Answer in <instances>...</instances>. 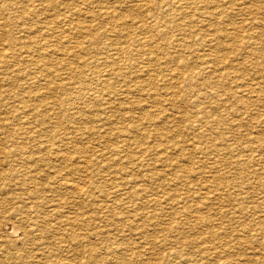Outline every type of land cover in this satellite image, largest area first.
Segmentation results:
<instances>
[{
    "label": "rangeland",
    "instance_id": "obj_1",
    "mask_svg": "<svg viewBox=\"0 0 264 264\" xmlns=\"http://www.w3.org/2000/svg\"><path fill=\"white\" fill-rule=\"evenodd\" d=\"M49 1L51 2L49 3ZM177 1L178 0H135V1L134 0H131V1L130 0H70V1L69 0H64V1L63 0H44V1L43 0H27V1L18 0L17 1L16 0V3H15V0L13 1L12 0H9V1L1 0L0 1L2 3V4L0 3L1 4L0 5V25H1L0 26V46L2 45V47H0V69H1L0 72L2 71L0 74V80H1L0 81V122H1L0 123V139L4 146H8V151H7L8 153L2 152V151L0 152V157L2 160L0 161V173L1 174L3 173V176L8 173L7 176L5 177V180H3L2 183L0 181V188H1L0 189V196H1L0 198V203H1L0 204L1 206L0 207V246L2 242V246H1L2 248L0 247V253L2 252L0 254V256H2L0 257V261H1L0 264H5V263L6 264H135V263L145 264V262L146 264H160V263L162 264H178V263L180 264H184V263L185 264H204V263L221 264V262H223L224 260H225L223 262L224 264L225 263L227 264H249V263L250 264L252 263L253 264H264V252H263L264 251V210H263L264 208V202H263L264 201V185H263L264 183V21H263L264 20V0H179L178 2ZM142 2L144 4H141ZM34 11H35V14H34ZM78 14H79V17H78ZM151 19L158 20L155 24V28H146L144 26V23L148 22ZM72 20L74 22H72ZM71 23H73V25ZM26 37L27 39H24ZM147 37L150 40L147 41L148 39ZM30 39L32 40L33 43L31 42ZM102 40H104L105 43ZM2 43L4 44V46ZM29 43H32V44H29ZM46 45L50 46L48 47L49 50L47 49ZM8 46L12 48L13 50L10 49ZM128 47H129V54H128ZM44 49L46 51H44ZM123 53L126 54V56ZM4 55L7 56L5 57L7 59L4 58ZM9 57L11 58L10 61H9ZM41 57H44V58H41ZM119 60L121 63L119 62ZM11 61H13V63ZM46 61L50 63H47ZM99 62L101 63V66ZM60 64H62L63 66H61ZM64 64L67 66H65ZM20 66H21V69H20ZM115 67H117V70ZM17 68H19L21 72ZM150 76L151 78H149ZM14 78L15 79L17 78V79L15 80ZM152 78L153 80H151ZM31 79L32 81L29 82V80ZM148 81L152 83L150 84ZM28 82L31 84H29ZM146 83H149V84H146ZM107 84H109L110 86H107ZM113 85H115L116 87ZM123 85H124L125 90L123 89ZM95 89H97L96 91L98 94L96 93ZM13 90H16V91H13ZM3 91H5L6 93L9 92L11 94L9 93L5 94ZM94 92L96 94H94ZM118 92L119 94L122 93V96H120ZM224 92L227 94H225ZM41 93L43 96L41 95ZM75 93L77 94V96L79 94L80 97L79 98L76 97ZM86 94H88V96ZM90 94L92 95V97ZM110 95L111 96L113 95L112 96L113 98H111ZM96 96H98V98ZM118 98L120 99L117 100ZM76 99H78L80 102ZM193 99L194 101H192ZM114 100H117V102ZM159 101L162 103H160ZM68 102L70 106L68 105ZM154 102L156 104H154ZM101 103H102V107H100ZM22 104L24 108L22 107ZM146 104H147V107H145ZM112 105L113 107H111ZM108 106H110V109H108L109 108ZM148 106L150 107L148 108ZM28 107H30V110ZM37 108L41 109V110L39 109L40 112H38L39 110ZM105 108L107 109L105 110ZM18 109L20 110V112ZM47 109L49 110V114H47L48 113ZM101 109L105 111L102 112L103 110ZM23 110L25 111V114H22L24 112ZM35 110L40 114H37ZM50 110L52 111L51 113H50ZM63 110H65L66 113ZM191 110L192 111L194 110V113L192 112L193 114L191 113ZM232 110L234 113L232 112ZM70 111H73V113ZM95 111L97 112L95 113ZM145 111L146 113H144ZM88 112L91 114H87ZM19 113L22 114L23 116L19 115ZM69 113H71V115ZM151 115H153V118ZM160 115L162 117H160ZM157 116L160 118H158ZM22 117H23V120L22 119L20 120V118ZM130 117H134V118L130 119ZM144 117L145 118L147 117V118L145 119ZM69 118L70 120H68ZM108 118H110L109 121L106 120ZM17 119L19 120L20 124ZM71 119H73V122ZM103 119H104V122L106 123H103ZM203 120L205 121L203 122ZM210 120L212 122H210ZM232 120L233 122L235 123L238 122V123L235 124L232 122ZM90 121L91 123H89ZM94 121H96L97 123L96 122L94 123ZM132 121H134L135 123L133 124ZM228 121L230 123H228ZM14 122L16 123V125L18 124V127L15 125ZM130 122H132V124ZM152 122H153V125H152ZM199 122H201V124ZM71 124H75V125H71ZM143 124H146V125H143ZM221 125L223 127H221ZM225 125H227L228 127ZM26 126L28 128H26ZM55 126H58V127L54 128ZM160 126L163 127V129ZM12 127H14L15 130L17 128L15 132L17 133L20 132V133L19 134L15 133L14 128ZM127 127L129 130L127 129ZM190 128L192 129V132H194L195 130L197 131L192 133ZM212 128L214 130L211 131ZM216 128L218 130H215ZM223 128L227 129L228 131L224 130ZM138 129L140 130L138 131ZM4 130L8 131V133L5 132ZM26 130H29V131L26 132ZM51 131H53L54 133H52ZM188 131H190V133ZM214 131L216 133H214ZM200 133L203 136L205 135L204 136L205 138L200 136ZM225 133L227 134L228 137L230 136L229 137L230 139L226 136ZM59 134L61 136H59ZM129 134H132V135H129ZM67 135H69L70 137ZM211 135H214V136L211 137ZM99 136H102V137H99ZM94 138L96 139L94 140ZM191 138H193L194 140ZM220 138H222V140ZM243 138L244 140L242 141ZM28 139H30V141ZM151 140H153V142H151ZM217 140H218V143H217ZM249 140L250 141L253 140L254 142L251 141L250 143ZM39 141L40 142L46 141L48 145L38 147L40 143ZM61 141L63 143H60ZM104 141L107 145L103 143ZM145 141L146 143L148 142L150 144L148 143L146 144ZM224 141H227V142H224ZM95 142L96 143L98 142L99 144L97 143L98 144L97 145ZM166 142L167 144H164ZM221 142H224V143L221 144ZM237 142L239 143L237 144ZM178 143L179 144L181 143L180 146ZM226 143L227 144L231 143L232 146L231 144L226 146L227 145ZM15 144L17 145V148L20 147L21 145H22L21 147H25L23 148L27 150V152L25 153L26 154L28 153L27 155H31V157L27 159L26 162H21V164L18 163L16 164L15 167H13L15 164L13 165V163H11L10 160H7L8 157L11 156L10 157L11 159L12 156L13 157L24 156V154L21 155L20 153V155H18L19 153L13 152V151L17 152V148ZM144 144H146L147 146ZM257 144L261 146H258ZM50 145H52V147H50ZM197 145H200L199 149ZM86 146L88 147L90 146L91 148L90 147L85 148ZM193 146H195L196 148ZM189 148L190 150H188ZM203 148L205 150H203ZM247 148L249 149V151L247 150ZM155 149H158V150H155ZM197 149H198V152H197ZM239 149L243 151H240ZM91 150L92 152L93 151L94 152L91 153ZM121 150L123 153L120 152ZM199 150H202V151L200 152ZM46 151L50 152L52 156H50V154H48ZM60 151H63V152H61L60 154ZM204 151H206L207 153L209 151V153L208 154L206 152L204 153ZM210 151L213 153H210ZM55 152H57L58 154H54ZM75 152H78V153L74 154ZM41 153L42 154L44 153V155L42 156ZM79 153H83V154L79 155ZM7 154H9V156L5 158ZM53 154L56 155L55 158H53L54 157ZM206 154L208 156L211 154L209 157L210 160L208 159ZM63 155H70L72 158L70 160L71 162H68V161L66 162L65 160L60 158ZM97 155L100 156L102 161ZM186 155L188 156L186 157ZM255 155L257 157H255ZM120 156H122L121 159H120ZM203 156H204V159H203ZM218 156L220 159L218 158ZM3 157L5 159H3ZM32 157L34 159H31ZM36 157H39V158L36 159ZM75 157L77 158L76 160H75ZM80 157H82L83 159ZM16 158H18L19 161H23L21 160L22 158H19V157H16ZM54 159L57 161V163L56 161H54ZM108 159H111V161ZM112 159L115 161L117 160L119 162H115ZM199 159H200V162H199ZM42 160H44L45 162ZM96 160H100V161H96ZM234 160L236 162H234ZM241 160H244V161H241ZM153 161H156V162H153ZM201 161L203 162L202 164H201ZM239 161H241L242 164L243 163L244 164L242 165ZM30 163H33V165ZM40 163L46 167L42 166ZM48 163H51V164H48ZM82 163L83 165H81ZM115 163L120 164V166L118 164L116 165ZM125 163L126 164L129 163V164L126 165ZM209 163H211V165ZM149 164L156 165L157 168L156 166L152 167L153 165L150 166ZM176 164H178V166ZM22 165L24 166L22 167ZM35 165L36 167H39L40 165L42 167L36 168ZM50 165L52 167H50ZM55 165L59 166L61 171L57 169V166ZM107 165L110 169L107 167ZM145 165H147V167ZM245 165H247L246 166L247 169ZM253 165L254 167L252 168ZM262 165H263V168H261ZM29 166L32 168H30ZM191 166L193 169L191 168ZM187 168H189V170ZM201 168L202 169L206 168V170H202ZM207 168L209 170H207ZM242 168L245 170L243 171ZM259 168H261L260 169L261 171L259 170ZM16 169L18 171L15 172ZM108 170L110 172H108ZM111 170L112 171L114 170V172H112ZM254 170L257 172H254ZM101 171H103V173ZM146 171L147 172L150 171V173H147ZM212 171L213 172L215 171V172L213 173ZM24 172L30 175L28 174L24 175L23 174ZM181 172L183 175L181 174ZM9 173H12L13 175ZM56 173H60L61 175H58V174L56 175ZM110 173L112 174V176ZM205 174H206V177H205ZM31 175H32V178L34 177L33 179L30 177ZM55 175L58 177H56ZM105 175L106 177H104ZM132 175L135 177H133ZM79 176H81V178ZM89 176L91 179V180L89 179L90 181L88 180ZM116 176H118L119 178H116ZM136 176L139 178H137ZM142 176H145V177L142 178ZM155 176L158 177V179ZM170 176L172 177V179L170 178ZM222 176L223 177L226 176L227 178L225 177L223 178ZM246 176L248 179L244 178ZM60 177H65V179L69 181H73V180L77 181L78 179L80 181L81 180L84 181V184H85L84 187L86 188L87 191L85 190V194H83V197L82 195H77L76 193H74L73 190H68L64 186V184L57 182L59 181ZM192 177L194 179H192ZM202 177L204 178V180L207 181V183H203L206 181L201 179ZM159 178L162 179L163 181L160 180ZM237 178H239L240 180ZM1 179L2 178H0V180ZM53 179H56V180L53 181ZM120 179H122L124 183ZM37 181H41V182L37 183ZM146 182H148L147 185H146ZM32 183L33 185H31ZM27 184L28 185L30 184V186L28 187ZM150 184L152 185L150 186ZM154 184L155 186H153ZM132 185L134 187H132ZM137 185H139L138 188H137ZM140 185H142V188ZM33 186L38 188L36 196L34 195V198L29 197L30 199L27 198V200L29 199L28 201L31 202L32 200L36 199V201L38 200L39 202L40 208H39V211L37 212V215H38L37 223L39 225L42 224L44 222L42 216L49 214V217L46 216V218H48L49 219L48 221L54 224V226L51 228H49V226L48 228L47 227H44V229L41 228L42 232L40 233L36 229L38 228V226L35 225L32 228V224H31L32 221H26L25 220L26 218L23 217V215L21 214L22 210L24 209L23 204L27 203L25 199V197L28 196L27 192H29L27 190L29 188L33 189ZM44 186L46 187L44 188ZM108 186H110L111 188ZM16 187H17V190H16ZM180 187H181V190L183 189V192H181ZM2 188L4 190V193H3ZM117 188L119 189V191L117 190L118 192L116 193L111 192ZM224 188L228 190L225 192V190H223ZM230 188L232 190L234 188L235 193ZM240 189H243L242 190L243 192L240 191ZM24 190H25V193H24ZM5 191L7 192V194ZM98 191L100 194H98ZM101 192L106 195L109 194L110 192V194L104 197V195L101 194ZM208 192H211V193L208 194ZM72 193H74L75 195L74 194L72 195ZM180 193H182V195ZM191 193H193L194 195ZM20 194L21 195L23 194V195L20 196ZM29 194L31 195V193ZM151 194L154 195V198L152 197L153 195ZM93 195H94L93 198H95V196L97 195L96 200L92 198ZM163 195H164L163 197L164 199L161 198ZM229 195H231L232 197ZM208 196H209V199H208ZM19 197H21V199L22 198L24 199L21 200L19 199ZM108 197H110V199H113L114 197V199L111 201H107V199H109ZM90 198H92L93 200ZM227 198L230 200H228ZM103 199L106 201H104ZM89 200L91 203L93 202V204L89 203ZM114 200H116L117 202ZM222 200H223V203H222ZM100 201L101 202L103 201L102 205H100L101 204ZM185 201H188V202H185ZM191 201H194V202H191ZM241 202L243 206L240 204ZM177 203L179 204L183 203V204H180L182 205L180 206ZM149 205H150V208L147 207ZM191 205L193 206L191 207ZM91 206H92V209H91ZM98 206L99 207L101 206L102 208H99ZM199 206L201 208H199ZM155 207L157 208L155 209ZM238 207L240 209L242 208L243 210L242 209L240 210ZM124 208H127V209H124ZM50 209L54 210L52 211L53 214H50L49 212ZM79 209H81L82 211ZM89 209H91V211ZM187 209H188V212H187ZM100 210L103 212L101 213ZM131 210L134 213H136L135 216H133L134 213ZM31 211H35V210L31 209ZM79 211H80V214H79ZM179 211L181 213L186 211L187 213L185 212L184 214H181L179 213ZM62 212L64 214H62ZM206 213L208 215H206ZM180 215H182V217H180ZM183 215H185L186 217L190 219L186 218ZM69 216L71 219L68 218ZM19 217H22V218H19ZM139 217H142V218H139ZM150 217H152L151 218L152 220H150ZM66 218L68 219V221L70 220V224H68L66 221H63V223H60V224L57 223L58 220H64ZM155 218H159V219H155ZM20 219H22L23 221H20ZM83 220L86 223H84ZM55 223L57 224L55 225ZM162 223L165 226H162ZM105 225H108V226H105ZM175 225L178 226L179 229H177ZM188 227L189 229H187ZM125 228H130V229H125ZM138 228L140 229V231ZM73 229L75 230L74 232H73ZM53 232H55L58 235H56ZM76 232H77V235H76ZM213 232L215 233V235L216 234L217 235L215 236ZM51 233H53L54 235L52 234L53 235L52 236ZM179 235H183L182 236L183 238L180 237ZM44 236H50V237H48L47 239L46 238L44 239ZM136 236L137 238H135ZM213 237H218V238H215L217 240L213 241L214 239ZM79 238H81L83 242H81L82 240H79ZM210 238L212 240H210ZM35 240H37V242ZM199 240L201 243L199 242ZM175 241H177V243ZM183 241L185 244L183 243ZM209 241L211 244L209 243ZM239 241L241 243H239ZM160 243L161 244L164 243L162 244L163 247L161 246ZM215 244L217 246H215ZM208 245L209 247H211L210 248L211 252L209 250ZM221 245L224 247H222ZM120 246H121V249L119 248ZM152 247H156V248L154 249ZM188 247L190 248V250ZM118 253L120 254V256ZM39 254L42 255L43 257L42 256L40 257ZM57 254L59 255V257ZM94 254L97 256V258ZM208 254L210 255V257ZM222 254L225 256L222 257L223 256ZM153 255L155 256L153 257ZM242 255L244 258H242ZM211 256H214V257L210 259ZM207 257L209 260L207 259ZM216 257H218L217 258L218 262H217V259H215ZM109 258L113 259V261H111V259ZM148 258L151 260H149ZM156 258L159 262L156 260ZM225 258L228 260L226 261ZM249 258L251 260H249Z\"/></svg>",
    "mask_w": 264,
    "mask_h": 264
},
{
    "label": "bare ground",
    "instance_id": "obj_2",
    "mask_svg": "<svg viewBox=\"0 0 264 264\" xmlns=\"http://www.w3.org/2000/svg\"><path fill=\"white\" fill-rule=\"evenodd\" d=\"M0 1H1V0H0ZM8 1H9V0H8ZM12 1H13V0H12ZM17 1H18V0H17ZM26 1H27V0H26ZM43 1H44V0H43ZM63 1H64V0H63ZM69 1H70V0H69ZM130 1H131V0H130ZM134 1H135V0H134ZM178 1H179V0H178ZM178 1H177V2H178ZM46 2H47V1H46ZM50 2H51V1H49V3H50ZM61 2H62V1H61ZM175 2H176V1H175ZM0 3H1V2H0ZM13 3H14V2H13ZM15 3H16V0H15ZM42 3H43V2H42ZM1 4H2V3H1ZM1 4H0V5H1ZM24 4H25V3H24ZM28 4H29V3H28ZM78 4H79V3H78ZM82 4H83V3H82ZM141 4H144V3L142 2ZM5 5H6V4H5ZM44 5H45V4H44ZM60 5H61V3H60ZM60 5H59V6H60ZM34 6H35V5H34ZM34 6H33V7H34ZM11 7H12V6H11ZM48 7H49V6H48ZM55 7H56V6H55ZM74 7H75V6H74ZM78 7H79V6H78ZM50 8H51V6H50ZM50 8H49V9H50ZM70 8H71V7H70ZM83 8H85V7H83ZM5 9H6V8H5ZM7 9H8V8H7ZM19 9H20V8H19ZM23 9H24V8H23ZM32 9H33V8H32ZM12 10H13V8H12ZM34 10H35V9H34ZM47 10H48V9H47ZM51 10H52V8H51ZM54 10H55V9H54ZM54 10H53V11H54ZM59 10H60V9H59ZM63 10H64V9H63ZM72 10H73V9H72ZM77 10H78V9H77ZM81 10H82V9H81ZM2 11H4V10H2ZM9 11H10V10H9ZM9 11H8V12H9ZM65 11H67V10H65ZM38 12H39V10H38ZM80 12H81V11H80ZM82 12H83V11H82ZM17 13H18V12H17ZM31 13H32V12H31ZM77 13H78V12H77ZM77 13H76V14H77ZM34 14H35V11H34ZM67 14H68V13H67ZM81 14H82V13H81ZM2 15H3V14H2ZM29 15H30V14H29ZM29 15H27V16H29ZM64 15H65V14H64ZM68 15H69V14H68ZM4 16H6V15H4ZM13 16H14V15H13ZM30 16H31V15H30ZM70 16H71V15H70ZM78 17H79V14H78ZM9 18H10V17H9ZM11 18H12V17H11ZM25 18H26V17H25ZM64 18H65V17H64ZM64 18H63V20H64ZM7 19H8V17H7ZM7 19H6V20H7ZM67 19H68V18H67ZM76 19H77V18H76ZM11 20H12V19H11ZM20 20H21V19H20ZM29 20H30V19H29ZM2 21H3V20H2ZM157 21H158L157 19H154V20L151 19V20H149L148 22H145V23H144V26H145L146 28H155V24H156ZM263 21H264V20H263ZM24 22H25V21H24ZM33 22H34V21H33ZM67 22H68V21H67ZM72 22H74V21L72 20ZM133 22H134V21H133ZM137 22H138V21H137ZM137 22H136V23H137ZM143 22H144V20H143ZM15 23H16V22H15ZM71 24L73 25V23H71ZM120 24H122V23H120ZM134 24H135V23H134ZM258 24H259V23H258ZM17 25H18V24H17ZM22 25H23V24H22ZM0 26H1V25H0ZM4 26H5V25H4ZM4 26H3V28H4ZM78 26H79V24H78ZM80 26H81V25H80ZM82 26H83V25H82ZM257 27H258V26H257ZM261 27H262V26H261ZM27 28H28V27H27ZM38 28H40V27H38ZM66 28H68V27H66ZM71 28H72V26H71ZM77 28H78V27H77ZM80 28H81V27H80ZM133 28H134V26H133ZM31 29H32V28H31ZM35 29H36V28H35ZM73 29H74V28H73ZM136 29H137V28H136ZM33 30H34V29H33ZM153 30H154V29H153ZM156 30H157V29H156ZM106 31H107V29H106ZM8 32H9V31H8ZM23 32H24V31H23ZM78 32H79V31H78ZM104 32H105V31H104ZM151 32H152V31H151ZM1 33H2V32H1ZM105 33H106V32H105ZM4 34H5V33H4ZM4 34H3V35H4ZM35 34H36V33H35ZM75 34H76V32H75ZM71 35H73V34H71ZM140 35H141V34H140ZM28 36H29V35H28ZM28 36H27V37H28ZM101 36H102V35H101ZM103 36H104V35H103ZM1 37H2V36H1ZM10 37H12V36H10ZM27 37L24 38V39H27ZM71 37H72V36H71ZM74 37H76V36H74ZM13 38H14V37H13ZM17 38H18V37H17ZM17 38H16V39H17ZM147 38H148V37H147ZM147 38H146V39H147ZM5 39H6V38H5ZM11 39H12V38H11ZM105 39H106V37H105ZM130 39H131V38H130ZM30 40H31V39H30ZM65 40H66V38H65ZM65 40H64V41H65ZM71 40H73V39H71ZM78 40H79V39H78ZM78 40H77V41H78ZM138 40H140V39H138ZM148 40H150V39L148 38L147 41H148ZM1 41H2V40H1ZM20 41H21V40H20ZM33 41H34V40H33ZM81 41H82V40H81ZM81 41H80V42H81ZM102 41L105 43L104 40H102ZM136 41H137V40H136ZM18 42H19V41H18ZM31 42H32V40H31ZM69 42H70V41H69ZM145 42H146V41H145ZM9 43H10V42H9ZM22 43H23V42H22ZM32 43H33V42H32ZM32 43H29V44H32ZM48 43H49V42H48ZM74 43H75V42H74ZM138 43H139V41H138ZM2 44H3V43H2ZM20 44H21V43H20ZM20 44H19V45H20ZM24 44H25V43H24ZM34 44H35V43H34ZM34 44H33V45H34ZM127 44H128V43H127ZM134 44H135V43H134ZM145 44H146V43H145ZM148 44H149V43H148ZM152 44H153V43H152ZM8 45H9V44H8ZM37 45H38V44H37ZM76 45H77V43H76ZM78 45H79V44H78ZM105 45H106V44H105ZM142 45H143V44H142ZM3 46H4V44H3ZM43 46H44V45H43ZM46 46H47V45H46ZM131 46H132V45H131ZM0 47H2V45H1ZM8 47H9V46H8ZM15 47H16V46H15ZM37 47H38V46H37ZM48 47H50V46L48 45V46H47V49H48ZM71 47H72V45H71ZM75 47H76V46H75ZM113 47H114V46H113ZM122 47H123V46H122ZM9 48H10V47H9ZM27 48H28V47H27ZM40 48H41V47H40ZM79 48H80V47H79ZM79 48H78V49H79ZM135 48H136V47H135ZM10 49H12V48H10ZM37 49H39V48H37ZM55 49H56V48H55ZM122 49H123V48H122ZM124 49H125V48H124ZM12 50H13V49H12ZM12 50H10V51H12ZM22 50H23V49H22ZM48 50H49V49H48ZM117 50H118V49H117ZM7 51H8V50H7ZM44 51H46V50L44 49ZM72 51H73V49H72ZM122 51H123V50H122ZM131 51H133V50H131ZM131 51H130V52H131ZM64 52H65V51H64ZM64 52H63V53H64ZM34 53H35V52H34ZM48 53H49V52H48ZM131 53H132V52H131ZM9 54H10V53H9ZM29 54H30V53H29ZM29 54H28V55H29ZM31 54H32V53H31ZM36 54H37V53H36ZM46 54H47V53H46ZM123 54H124V53H123ZM128 54H129V47H128ZM7 55H8V54H7ZM38 55H39V54H38ZM124 55L126 56V54H124ZM35 56H36V55H35ZM5 57H7V56L4 55V58H5ZM33 57H34V55H33ZM39 57H40V56H39ZM122 57H124V56H122ZM37 58H38V56H37ZM41 58H44V57H41ZM46 58H47V56H46ZM46 58H45V59H46ZM118 58H119V57H118ZM2 59H3V58H2ZM5 59H7V58H5ZM10 59H11V58L9 57V61H10ZM12 59H13V58H12ZM15 59H16V58H15ZM95 59H96V58H95ZM121 59H122V58H121ZM30 60H31V59H30ZM101 60H102V59H101ZM101 60H100V61H101ZM24 61H25V60H24ZM35 61H36V60H35ZM37 61H38V59H37ZM39 61H40V60H39ZM97 61H98V60H97ZM109 61H110V60H109ZM113 61H114V60H113ZM11 62L13 63V61H11ZM19 62H20V61H19ZM21 62H22V61H21ZM29 62H30V61H29ZM29 62H28V63H29ZM46 62H47V61H46ZM117 62H118V61H117ZM117 62H116V63H117ZM119 62H120V60H119ZM3 63H4V62H3ZM35 63H36V62H35ZM47 63H50V62H47ZM89 63H90V62H89ZM91 63H92V62H91ZM96 63H97V62H96ZM99 63H100V62H99ZM107 63H108V62H107ZM107 63H106V65H107ZM109 63H110V62H109ZM120 63H121V62H120ZM120 63H118V64H120ZM19 64H20V63H19ZM57 64H59V63H57ZM65 64H67V63H65ZM65 64H64V65H65ZM118 64H117V65H118ZM1 65H2V64H1ZM39 65H40V64H39ZM60 65L63 66L62 64H60ZM97 65H98V64H97ZM4 66H5V64H4ZM23 66H24V65H23ZM65 66H67V65H65ZM94 66H95V65H94ZM98 66H99V65H98ZM100 66H101V63H100ZM108 66H109V65H108ZM2 67H3V66H2ZM119 67H120V66H119ZM24 68H25V67H24ZM27 68H28V67H27ZM27 68H26V69H27ZM113 68H114V67H113ZM115 68H116V70H117V67H115ZM15 69H16V68H15ZM17 69H19V68H17ZM20 69H21V66H20ZM20 69H19V71H20ZM41 69H42V68H41ZM94 69H95V68H94ZM99 69H100V68H99ZM0 70H1V69H0ZM146 71H147V70H146ZM1 72H2V71H1ZM1 72H0V74H1ZM20 72H21V71H20ZM20 72H18V73H20ZM12 73H13V72H12ZM25 73H27V72H25ZM49 73H50V72H49ZM2 74H3V73H2ZM23 74H24V73H23ZM23 74H22V75H23ZM78 74H79V73H78ZM111 74H112V73H111ZM172 74H173V73H172ZM174 74H175V73H174ZM90 76H91V75H90ZM125 76H126V75H125ZM152 76H153V75H152ZM171 76H172V75H171ZM103 77H104V76H103ZM118 77H119V76H118ZM120 77H121V76H120ZM130 77H131V76H130ZM130 77H129V78H130ZM154 77H155V76H154ZM10 78H11V77H10ZM10 78H9V79H10ZM23 78H24V77H23ZM121 78H122V77H121ZM149 78H151V76H150ZM162 78H163V77H162ZM5 79H6V78H5ZM14 79H15V78H14ZM16 79H17V78H16ZM16 79H15V80H16ZM29 79H30V78H29ZM32 79H33V78H32ZM32 79L29 80V82L32 81ZM99 79H100V78H99ZM102 80H103V79H102ZM104 80H105V79H104ZM151 80H153V78H152ZM0 81H1V80H0ZM11 81H12V80H11ZM49 81H50V80H49ZM126 81H127V80H126ZM156 81H158V80H156ZM165 81H166V80H165ZM4 82H5V81H4ZM8 82H9V81H8ZM29 82H28V83H29ZM34 82H35V81H34ZM47 82H48V81H47ZM47 82H46V83H47ZM77 82H78V80H77ZM83 82H84V81H83ZM86 82H87V81H86ZM148 82H149V81H148ZM6 83H7V82H6ZM32 83H33V82H32ZM88 83H89V82H88ZM99 83H100V82H99ZM121 83H122V82H121ZM123 83H124V82H123ZM149 83H150V82H149ZM149 83H146V84H149ZM151 83H152V82H151ZM151 83H150V84H151ZM26 84H27V83H26ZM29 84H31V83H29ZM34 84H35V83H34ZM154 84H155V83H154ZM11 85H12V84H11ZM24 85H25V84H24ZM27 85H28V84H27ZM36 85H37V84H36ZM39 85H40V84H39ZM71 85H72V84H71ZM71 85H70V86H71ZM100 85H101V84H100ZM19 86H20V85H19ZM93 86H94V85H93ZM107 86H110V85L107 84ZM113 86H115V85H113ZM140 86H141V85H140ZM143 86H144V85H143ZM66 87H67V86H66ZM79 87H80V86H79ZM79 87H78V89H79ZM111 87H112V86H111ZM115 87H116V86H115ZM115 87H114V88H115ZM145 87H146V85H145ZM63 88H64V87H63ZM76 88H77V87H76ZM104 88H105V87H104ZM119 88H120V87H119ZM119 88H118V89H119ZM140 88H141V87H140ZM46 89H47V88H46ZM49 89H50V87H49ZM83 89H84V88H83ZM109 89H110V88H109ZM111 89H112V88H111ZM118 89H117V91H118ZM123 89H124V85H123ZM136 89H137V88H136ZM9 90H10V89H9ZM66 90H68V89H66ZM96 90H97V89H95V91H96ZM124 90H125V89H124ZM137 90H138V89H137ZM137 90H136V91H137ZM146 90H147V89H146ZM10 91H11V90H10ZM13 91H16V90H13ZM31 91H32V90H31ZM48 91H49V90H48ZM70 91H71V90H70ZM130 91H131V89H130ZM143 91H144V90H143ZM149 91H150V89H149ZM3 92H4L5 94L9 93V92L6 93L5 91H3ZM51 92H52V91H51ZM53 92H54V91H53ZM77 92H78V91H77ZM84 92H85V91H84ZM108 92H109V91H108ZM132 92H133V91H132ZM141 92H142V91H141ZM144 92H145V91H144ZM86 93H87V92H86ZM90 93H91V92H90ZM96 93H97V91H96ZM96 93L94 92V94H96ZM148 93H150V92H148ZM164 93H165V92H164ZM224 93H225V92H224ZM239 93H240V92H239ZM9 94H11V93H9ZM13 94H14V93H13ZM37 94H38V93H37ZM52 94H53V93H52ZM52 94H51V95H52ZM75 94H76V93H75ZM97 94H98V93H97ZM99 94H100V93H99ZM109 94H110V93H109ZM114 94H115V93H114ZM118 94H119V92H118ZM123 94H124V93H123ZM225 94H227V93H225ZM17 95H18V94H17ZM41 95H42V93H41ZM45 95H46V94H45ZM84 95H85V94H84ZM86 95L88 96V94H86ZM90 95H91V94H90ZM119 95L122 96V93L119 94ZM119 95H118V96H119ZM144 95H145V94H144ZM197 95H198V94H197ZM237 95H239V94H237ZM240 95H241V94H240ZM34 96H36V95H34ZM42 96H43V95H42ZM87 96H86V97H87ZM103 96H104V95H103ZM110 96H111V95H110ZM112 96H113V95H112ZM112 96H111V98H113ZM118 96H117V97H118ZM140 96H141V95H140ZM227 96H228V95H227ZM38 97H39V96H38ZM38 97H37V98H38ZM40 97H41V96H40ZM76 97L79 98L80 95L78 94V96H77V94H76ZM91 97H92V95H91ZM96 97L98 98V96H96ZM104 97H105V96H104ZM144 97H145V96H144ZM196 97H197V96H196ZM236 97H237V96H236ZM240 97H241V96H240ZM13 98H14V97H13ZM29 98H30V97H29ZM41 98H42V97H41ZM81 98H83V97H81ZM88 98H89V97H88ZM108 98H109V97H108ZM123 98H124V97H123ZM147 98H148V97H147ZM237 98H238V97H237ZM42 99H43V98H42ZM119 99H120V98H118L117 100H119ZM130 99H131V97H130ZM143 99H144V98H143ZM153 99H154V98H153ZM76 100H78V99H76ZM117 100H114V101L117 102ZM140 100H142V99H140ZM144 100H145V99H144ZM144 100H143V101H144ZM163 100H165V99H163ZM225 100H226V99H225ZM19 101H21V100H19ZM22 101H23V100H22ZM78 101H79V100H78ZM78 101H77V102H78ZM106 101H107V99H106ZM114 101H113V102H114ZM127 101H128V100H127ZM154 101H155V100H154ZM156 101H157V100H156ZM192 101H194V99H193ZM24 102H25V101H24ZM79 102H80V101H79ZM79 102H78V103H79ZM109 102H110V101H109ZM130 102H131V101H130ZM140 102H142V101H140ZM159 102H160V101H159ZM5 103H6V102H5ZM5 103H4V104H5ZM31 103H32V101H31ZM31 103H30V104H31ZM66 103H67V102H66ZM70 103H71V102H70ZM95 103H96V102H95ZM105 103H106V102H105ZM105 103H104V104H105ZM120 103H121V101H120ZM144 103H145V102H144ZM147 103H148V102H147ZM157 103H158V102H157ZM160 103H162V102H160ZM175 103H176V102H175ZM1 104H2V103H1ZM33 104H34V103H33ZM38 104H39V103H38ZM55 104H56V103H55ZM63 104H64V103H63ZM71 104H72V103H71ZM75 104H76V103H75ZM99 104H100V103H99ZM106 104H107V103H106ZM114 104H115V103H114ZM154 104H156V103L154 102ZM173 104H174V103H173ZM176 104H177V103H176ZM184 104H185V103H184ZM18 105H19V104H18ZM35 105H36V104H35ZM60 105H61V104H60ZM65 105H67V104H65ZM68 105L70 106L69 102H68ZM77 105H79V104H77ZM80 105H82V104H80ZM94 105H95V104H94ZM107 105H108V104H107ZM110 105H111V104H110ZM148 105H149V104H148ZM151 105H152V103H151ZM167 105H168V104H167ZM171 105H172V104H171ZM178 105H179V104H178ZM186 105H187V103H186ZM20 106H21V105H20ZM20 106H19V107H20ZM31 106H33V105H31ZM46 106H47V105H46ZM52 106H54V105H52ZM69 106H68V107H69ZM71 106H73V105H71ZM74 106H76V105H74ZM86 106H87V105H86ZM140 106H141V105H140ZM142 106H144V105H142ZM153 106H154V105H153ZM19 107H18V108H19ZM22 107H23V104H22ZM62 107H63V106H62ZM68 107H67V108H68ZM93 107H94V106H93ZM98 107H99V106H98ZM100 107H102V103H101V106H100ZM105 107H107V106H105ZM108 107H109L108 109H110V106H108ZM111 107H113V105H112ZM114 107H115V106H114ZM118 107H119V106H118ZM145 107H147V104H146ZM149 107H150V106H148V108H149ZM151 107H152V106H151ZM156 107H157V106H156ZM163 107H164V106H163ZM177 107H178V106H177ZM195 107H196V106H195ZM195 107H194V108H195ZM230 107H231V106H230ZM23 108H24V107H23ZM28 108H29V110H30V107H28ZM43 108H44V107H43ZM45 108H46V107H45ZM85 108H86V107H85ZM85 108H83V109H85ZM103 108H104V106H103ZM154 108H155V107H154ZM159 108H160V107H159ZM37 109H38V108H37ZM39 109H40V108H39ZM39 109H38V110H39ZM51 109H52V108H51ZM74 109H76V108H74ZM106 109H107V108H105V110H106ZM126 109H128V108H126ZM131 109H133V108H131ZM137 109H138V108H137ZM142 109H143V108H142ZM151 109H152V108H151ZM171 109H172V108H171ZM176 109H177V108H176ZM16 110H17V109H16ZM18 110H19V109H18ZM24 110H25V109H24ZM24 110H23V111H24ZM40 110H41V109H40ZM40 110H39L38 112H40ZM47 110H48V109H47ZM54 110H55V109H54ZM65 110H66V109H65ZM65 110H63V111H65ZM72 110H73V108H72ZM101 110H103V109H101ZM105 110H103L102 112H104ZM115 110H116V109H115ZM115 110H114V111H115ZM124 110H125V109H124ZM124 110H123V111H124ZM199 110H200V109H199ZM199 110H198V112H199ZM43 111H44V110H43ZM45 111H46V110H45ZM132 111H133V110H132ZM160 111H161V110H160ZM16 112H17V111H16ZM16 112H15V113H16ZM19 112H20V110H19ZM35 112H37V111L35 110ZM38 112H37V114H40V113H38ZM51 112H52V111L50 110V113H51ZM70 112L73 113V111H70ZM74 112H75V111H74ZM79 112H80V111H79ZM92 112H93V111H92ZM96 112H97V111H95V113H96ZM116 112H117V111H116ZM192 112L194 113V110H193V111L191 110V113H192ZM228 112H229V111H228ZM232 112H233V110H232ZM59 113H61V112H59ZM65 113H66V111H65ZM106 113H107V112H106ZM110 113H111V112H110ZM112 113H113V112H112ZM144 113H146V111H145ZM154 113H155V112H154ZM156 113H157V111H156ZM193 113H192V114H193ZM230 113H231V112H230ZM233 113H234V112H233ZM22 114H25V111H24ZM22 114L19 113V115H22ZM28 114H29V113H28ZM28 114H27V116H28ZM31 114H32V113H31ZM33 114H34V112H33ZM33 114H32V115H33ZM47 114H49V110H48V113H47ZM53 114H54V113H53ZM69 114L71 115V113H69ZM69 114H68V116H69ZM87 114H91V113L88 112ZM196 114H197V113H196ZM231 114H232V113H231ZM15 115H16V114H15ZM19 115H18V116H19ZM75 115H76V114H75ZM79 115H80V114H79ZM103 115H104V114H103ZM126 115H127V114H126ZM133 115H134V114H133ZM22 116H23V115H22ZM34 116H35V114H34ZM49 116H50V115H49ZM61 116H62V115H61ZM63 116H64V115H63ZM84 116H86V115H84ZM96 116H97V115H96ZM101 116H102V115H101ZM101 116H100V117H101ZM124 116H125V114H124ZM127 116H128V115H127ZM130 116H131V115H130ZM151 116H152V118H153V115H151ZM151 116H150V118H151ZM222 116H223V115H222ZM31 117H32V116H31ZM31 117H30V118H31ZM37 117H38V115H37ZM40 117H41V116H40ZM42 117H43V116H42ZM50 117H51V116H50ZM50 117H49V118H50ZM106 117H107V116H106ZM106 117H105V118H106ZM155 117H156V116H155ZM157 117H158V116H157ZM160 117H162V116L160 115ZM160 117H158V118H160ZM220 117H221V116H220ZM233 117H234V116H233ZM233 117H232V118H233ZM17 118H19V117H17ZM24 118H25V117H24ZM98 118H99V117H98ZM103 118H104V117H103ZM125 118H126V117H125ZM127 118H129V117H127ZM131 118H134V117H130V119H131ZM144 118H145V117H144ZM146 118H147V117H146ZM146 118H145V119H146ZM181 118H182V117H181ZM188 118H189V117H188ZM188 118H187V119H188ZM240 118H241V117H240ZM1 119H2V118H1ZM6 119H7V118H6ZM8 119H9V118H8ZM21 119L23 120V117L20 118V120H21ZM42 119H43V118H42ZM86 119H87V118H86ZM109 119H110V118H108V119H106V120L109 121ZM145 119H144V120H145ZM223 119H224V118H223ZM225 119H226V117H225ZM225 119H224V120H225ZM13 120H14V119H13ZM17 120H18V119H17ZM25 120H26V119H25ZM25 120H24V121H25ZM37 120H38V119H37ZM37 120H35V121H37ZM43 120H44V119H43ZM68 120H70V118H69ZM71 120H72V122H73V119H71ZM97 120H98V119H97ZM124 120H125V119H124ZM140 120H141V119H140ZM166 120H167V119H166ZM168 120H169V119H168ZM211 120H212V119H211ZM211 120H210V122H212ZM240 120H241V119H240ZM5 121H6V120H5ZM27 121H28V120H27ZM49 121H50V120H49ZM64 121H65V120H64ZM80 121H81V120H80ZM99 121H100V120H99ZM110 121H112V120H110ZM113 121H114V120H113ZM151 121H152V120H151ZM204 121H205V120H203V122H204ZM213 121H214V120H213ZM216 121H218V120H216ZM225 121H226V120H225ZM225 121H224V122H225ZM229 121H230V119H229ZM229 121H228V123H230ZM237 121H238V120H237ZM260 121H261V120H260ZM262 121H263V120H262ZM16 122H17V121H16ZM18 122H19V120H18ZM25 122H26V121H25ZM60 122H61V121H60ZM72 122H71V123H72ZM75 122H76V121H75ZM95 122H96V121H94V123H95ZM132 122H133V124L135 123L134 121H132ZM132 122H130V123L132 124ZM147 122H148V121H147ZM162 122H163V121H162ZM162 122H161V123H162ZM219 122H220V120H219ZM232 122H233V120H232ZM0 123H1V122H0ZM10 123H11V122H10ZM14 123H15V122H14ZM28 123H29V122H28ZM35 123H36V122H35ZM62 123H63V122H62ZM65 123H66V122H65ZM69 123H70V121H69ZM89 123H91V121H90ZM96 123H97V122H96ZM100 123H101V122H100ZM103 123H106V122H104V119H103ZM107 123H108V122H107ZM111 123H112V122H111ZM116 123H117V121H116ZM123 123H124V122H123ZM149 123H150V122H149ZM166 123H167V122H166ZM199 123L201 124V122H199ZM233 123H235V122H233ZM237 123H238V122H237ZM237 123H235V124H237ZM19 124H20V122H19ZM25 124H26V123H25ZM55 124H56V123H55ZM86 124H87V123H86ZM98 124H99V122H98ZM101 124H102V123H101ZM101 124H100V125H101ZM108 124H109V123H108ZM188 124H189V123H188ZM206 124H207V123H206ZM1 125H2V124H1ZM15 125H16V123H15ZM15 125H13V126H15ZM23 125H24V124H23ZM23 125H22V126H23ZM33 125H34V124H33ZM40 125H41V124H40ZM53 125H54V124H53ZM60 125H61V124H60ZM69 125H70V124H69ZM71 125H75V124H71ZM80 125H81V124H80ZM109 125H110V124H109ZM117 125H118V124H117ZM135 125H136V124H135ZM138 125H139V124H138ZM143 125H146V124H143ZM152 125H153V122H152ZM155 125H156V124H155ZM164 125H165V123H164ZM196 125H197V124H196ZM8 126H9V125H8ZM16 126L18 127V124H17ZM19 126H20V125H19ZM37 126H38V125H37ZM50 126H51V125H50ZM90 126H91V125H90ZM102 126H103V125H102ZM121 126H122V124H121ZM123 126H124V125H123ZM187 126H189V125H187ZM201 126H202V125H201ZM218 126H219V125H218ZM225 126H227V125H225ZM231 126H232V125H231ZM237 126H238V125H237ZM6 127H7V126H6ZM20 127H21V126H20ZM40 127H41V126H40ZM43 127H44V126H43ZM56 127H58V126H55L54 128H56ZM79 127H80V126H79ZM93 127H94V125H93ZM96 127H97V126H96ZM96 127H95V128H96ZM98 127H99V126H98ZM100 127H101V126H100ZM106 127H107V125H106ZM109 127H110V126H109ZM128 127H129V126H128ZM128 127H127V129H128ZM130 127H131V126H130ZM133 127H134V126H133ZM135 127H136V126H135ZM149 127H150V126H149ZM152 127H153V126H152ZM160 127H161V126H160ZM164 127H165V126H164ZM197 127H198V126H197ZM221 127H223V126L221 125ZM227 127H228V126H227ZM3 128H4V127H3ZM3 128H2V129H3ZM12 128H14V127H12ZM12 128H11V129H12ZM26 128H28V127L26 126ZM29 128H30V127H29ZM33 128H34V127H33ZM41 128H42V127H41ZM44 128H45V127H44ZM63 128H64V127H63ZM63 128H62V130H63ZM69 128H71V127H69ZM88 128H89V127H88ZM110 128H111V127H110ZM136 128H137V127H136ZM145 128H146V127H145ZM161 128L163 129V127H161ZM161 128H160V129H161ZM192 128H193V126H192ZM202 128H203V127H202ZM214 128H215V127H214ZM9 129H10V128H9ZM76 129H77V128H76ZM112 129H113V128H112ZM114 129H115V128H114ZM132 129H133V128H132ZM190 129H191V128H190ZM194 129H195V128H194ZM196 129H198V128H196ZM223 129H224V128H223ZM7 130H8V129H7ZM16 130H17V128H16ZM16 130H15V128H14V132H15ZM18 130H19V129H18ZM45 130H46V129H45ZM79 130H80V129H79ZM98 130H99V129H98ZM104 130H105V129H104ZM108 130H110V129H108ZM116 130H117V129H116ZM128 130H129V129H128ZM139 130H140V129H138V131H139ZM204 130H206V129H204ZM212 130H214V129L212 128L211 131H212ZM215 130H218V129L216 128ZM220 130H221V129H220ZM224 130L228 131L227 129H224ZM224 130H222V131H224ZM229 130H230V129H229ZM233 130H234V129H233ZM4 131H5V130H4ZM27 131H29V130H26V132H27ZM33 131H34V130H33ZM46 131H47V130H46ZM74 131H75V130H74ZM90 131H91V130H90ZM111 131H112V130H111ZM122 131H123V130H122ZM136 131H137V130H136ZM195 131H197V130H195ZM195 131H194V132H195ZM198 131H199V130H198ZM5 132L8 133V131H5ZM42 132H43V131H42ZM51 132L54 133L53 131H51ZM63 132H64V130H63ZM116 132H117V131H116ZM155 132H156V131H155ZM188 132L190 133V131H188ZM191 132H192V129H191ZM194 132H192V133H194ZM202 132H204V131H202ZM12 133H13V132H12ZM15 133H17V132H15ZM19 133H20V132H19ZM19 133H17V134H19ZM23 133H24V131H23ZM34 133H35V132H34ZM47 133H49V132H47ZM61 133H62V132H61ZM71 133H72V132H71ZM75 133H76V132H75ZM75 133H74V134H75ZM84 133H85V131H84ZM88 133H89V131H88ZM92 133H93V131H92ZM94 133H95V132H94ZM96 133H97V132H96ZM98 133H99V132H98ZM100 133H101V132H100ZM104 133H105V132H104ZM106 133H107V132H106ZM124 133H125V132H124ZM209 133H210V132H209ZM214 133H216V132L214 131ZM17 134H16V135H17ZM21 134H22V133H21ZM78 134H79V132H78ZM82 134H83V133H82ZM113 134H114V133H113ZM115 134H116V133H115ZM140 134H141V133H140ZM195 134H196V133H195ZM225 134H226V133H225ZM225 134H224V135H225ZM230 134H231V133H230ZM11 135H13V134H11ZM16 135H15V136H16ZM43 135H44V134H43ZM53 135H55V134H53ZM53 135H52V136H53ZM63 135H64V134H63ZM70 135H71V134H70ZM75 135H76V134H75ZM89 135H90V134H89ZM117 135H118V134H117ZM117 135H116V136H117ZM129 135H132V134H129ZM141 135H142V134H141ZM141 135H140V136H141ZM151 135H152V134H151ZM159 135H160V134H159ZM219 135H220V134H219ZM18 136H19V135H18ZM45 136H46V135H45ZM59 136H61V135L59 134ZM67 136H69V135H67ZM77 136H78V135H77ZM81 136H82V135H81ZM91 136H92V135H91ZM94 136H95V135H94ZM96 136H97V135H96ZM112 136H113V135H112ZM112 136H111V138H112ZM119 136H120V135H119ZM152 136H153V135H152ZM161 136H162V135H161ZM193 136H194V135H193ZM198 136H199V135H198ZM200 136L204 137L205 135L203 136V135H201V133H200ZM206 136H207V135H206ZM212 136H214V135H211V137H212ZM226 136H227V134H226ZM33 137H35V136H33ZM40 137H41V135H40ZM53 137H54V136H53ZM62 137H63V136H62ZM69 137H70V136H69ZM99 137H102V136H99ZM103 137H104V136H103ZM159 137H160V136H159ZM164 137H165V136H164ZM168 137H169V136H168ZM168 137H167V138H168ZM207 137H208V136H207ZM207 137H206V138H207ZM218 137H219V136H218ZM227 137H228V136H227ZM227 137H226V138H227ZM229 137H230V136H229ZM229 137H228V138H229ZM4 138H5V137H4ZM12 138H13V137H12ZM22 138H23V137H22ZM22 138H21V139H22ZM90 138H91V137H90ZM96 138H97V137H96ZM96 138H94V140H95ZM126 138H127V137H126ZM139 138H140V137H139ZM150 138H151V137H150ZM150 138H149V139H150ZM156 138H157V137H156ZM204 138H205V137H204ZM251 138H252V137H251ZM254 138H255V137H254ZM10 139H11V138H10ZM17 139H18V137H17ZM21 139H20V140H21ZM45 139H46V138H45ZM79 139H80V138H79ZM92 139H93V138H92ZM101 139H102V138H101ZM104 139H105V138H104ZM104 139H103V140H104ZM113 139H114V138H113ZM122 139H123V138H122ZM128 139H129V138H128ZM145 139H146V138H145ZM145 139H144V140H145ZM149 139H148V140H149ZM151 139H152V138H151ZM154 139H155V138H154ZM191 139H193V138H191ZM197 139H199V138H197ZM197 139H196V140H197ZM213 139H214V137H213ZM220 139L222 140V138H220ZM229 139H230V138H229ZM245 139H247V138H245ZM13 140H14V139H13ZM28 140L30 141V139H28ZM50 140H51V139H50ZM59 140H60V139H59ZM69 140H70V138H69ZM87 140H88V139H87ZM117 140H118V139H117ZM160 140H161V139H160ZM193 140H194V139H193ZM193 140H192V141H193ZM205 140H206V139H205ZM231 140H232V139H231ZM243 140H244V138L242 139V141H243ZM254 140H255V139H254ZM16 141H17V140H16ZM47 141H48V140H47ZM96 141H97V140H96ZM107 141H108V139H107ZM109 141H110V140H109ZM112 141H113V140H112ZM120 141H121V140H120ZM137 141H138V140H137ZM149 141H150V140H149ZM158 141H159V140H158ZM171 141H172V140H171ZM184 141H185V140H184ZM197 141H198V140H197ZM211 141H212V140H211ZM227 141H228V140H227ZM227 141H224V142H227ZM249 141H250V140H249ZM251 141H253V140H251ZM251 141H250V143H251ZM258 141H259V139H258ZM4 142H5V141H4ZM8 142H9V141H8ZM39 142H40V141H39ZM53 142H54V141H53ZM101 142H102V141H101ZM151 142H153V140H151ZM161 142H162V141H161ZM164 142H165V141H164ZM176 142H177V141H176ZM190 142H191V141H190ZM194 142H195V141H194ZM201 142H203V141H201ZM214 142H216V141H214ZM219 142H220V141H219ZM224 142H221V144L224 143ZM240 142H241V141H240ZM253 142H254V141H253ZM26 143H27V142H26ZM57 143H58V142H57ZM60 143H63V142L61 141ZM66 143H67V142H66ZM72 143H73V142H72ZM72 143H71V145H72ZM75 143H76V142H75ZM95 143H96V142H95ZM97 143H98V142H97ZM97 143H96V144H97ZM103 143L106 144L105 141H104ZM107 143H108V142H107ZM122 143H123V142H122ZM122 143H121V145H122ZM137 143H138V142H137ZM145 143H146V141H145ZM147 143H148V142H147ZM147 143H146V144H147ZM172 143H173V142H172ZM183 143H184V142H183ZM183 143H182V144H183ZM195 143H196V142H195ZM217 143H218V140H217ZM217 143H216V144H217ZM228 143H229V142H228ZM238 143H239V142H237V144H238ZM250 143H249V144H250ZM261 143H262V141H261ZM4 144H5V143H4ZM8 144H9V143H8ZM27 144H28V143H27ZM54 144H55V143H54ZM69 144H70V143H69ZM83 144H84V143H83ZM98 144H99V143H98ZM98 144H97V145H98ZM126 144H127V143H126ZM146 144H144V145H146ZM148 144H150V143H148ZM164 144H167V142L164 143ZM178 144H179V143H178ZM180 144H181V143H180ZM180 144H179V146H180ZM198 144H199V143H198ZM200 144H201V143H200ZM207 144H208V143H207ZM226 144H227V143H226ZM230 144H231V143H230ZM230 144H227L226 146H228V145H230ZM240 144H241V143H240ZM244 144H245V143H244ZM9 145H10V144H9ZM11 145H12V144H11ZM15 145H16V144H15ZM22 145H23V143H22ZM22 145H21V146H22ZM37 145H38V144H37ZM47 145H48V144L46 143V141H41V142L39 143L38 147H41V146H47ZM63 145H64V144H63ZM67 145H68V144H67ZM76 145H77V144H76ZM102 145H103V144H102ZM106 145H107V144H106ZM133 145H134V144H133ZM154 145H155V144H154ZM172 145H173V144H172ZM174 145H175V143H174ZM252 145H253V144H252ZM257 145H258V146H261V145H259V144H257ZM13 146H14V145H13ZM21 146L17 148V145H16L17 152H16V151H13V152H15V153H19L18 155H20V153H21V155L24 154V156H16V157L22 158L21 160H23V161H19L18 158L13 157V156H12L11 159H10L11 156L8 157V159H7V160H10V162L13 163V165L15 164L13 167H15L16 164H18V163L21 164V162H26L27 159H29V158L31 157V155H27L28 153H27V154L25 153V152H27L26 149H23V148H25V147H21ZM54 146H55V145H54ZM68 146H69V145H68ZM91 146H92V145H91ZM111 146H112V145H111ZM124 146H125V144H124ZM129 146H130V145H129ZM146 146H147V145H146ZM151 146H152V145H151ZM197 146H198V149H199V146H200V145H197ZM202 146H203V145H202ZM215 146H216V145H215ZM221 146H222V145H221ZM231 146H232V144H231ZM240 146H241V145H240ZM30 147H31V146H30ZM32 147H33V146H32ZM35 147H36V146H35ZM48 147H49V146H48ZM50 147H52V145H50ZM56 147H57V146H56ZM87 147H88V146H86L85 148H87ZM89 147H90V146H89ZM89 147H88V148H89ZM109 147H110V145H109ZM144 147H145V146H144ZM159 147H160V146H159ZM161 147H162V145H161ZM161 147H160V148H161ZM163 147H164V146H163ZM188 147H189V146H188ZM193 147H195V146H193ZM241 147H242V146H241ZM11 148H12V147H11ZM11 148H10V149H11ZM14 148H15V147H14ZM90 148H91V147H90ZM119 148H121V147H119ZM132 148H133V147H132ZM164 148H165V147H164ZM181 148H182V147H181ZM183 148H185V147H183ZM186 148H187V147H186ZM195 148H196V147H195ZM213 148H214V147H213ZM232 148H234V147H232ZM242 148H243V147H242ZM242 148H241V149H242ZM254 148H255V147H254ZM258 148H259V147H258ZM10 149H9V151H10ZM28 149H29V148H28ZM33 149H35V148H33ZM37 149H39V148H37ZM50 149H51V148H50ZM62 149H64V148H62ZM78 149H79V148H78ZM78 149H77V151H78ZM112 149H113V148H112ZM115 149H116V148H115ZM135 149H136V148H135ZM147 149H148V148H147ZM147 149H146V150H147ZM149 149H151V148H149ZM161 149H162V148H161ZM198 149H197V152H198ZM201 149H202V148H201ZM205 149H206V147H205ZM205 149L203 148V150H205ZM221 149H222V148H221ZM250 149H251V148H250ZM252 149H253V148H252ZM255 149H256V148H255ZM259 149H260V148H259ZM12 150H14V149H12ZM60 150H61V149H60ZM65 150H66V149H65ZM71 150H72V149H71ZM88 150H89V149H88ZM104 150H105V149H104ZM106 150H107V149H106ZM123 150H124V149H123ZM127 150H128V148H127ZM133 150H134V149H133ZM141 150H142V149H141ZM155 150H158V149H155ZM159 150H160V149H159ZM188 150H190V148H189ZM219 150H220V149H219ZM222 150H223V149H222ZM225 150H226V149H225ZM234 150H236V149H234ZM239 150H240V149H239ZM239 150H238V151H239ZM247 150L249 151L248 148H247ZM1 151H2V152H5V153H8V152H7V151H8V146H4L3 143H2V141H1V139H0V152H1ZM35 151H36V150H35ZM35 151H34V152H35ZM50 151H51V150H50ZM75 151H76V149H75ZM85 151H86V150H85ZM129 151H130V150H129ZM129 151H128V152H129ZM174 151H175V150H174ZM199 151L201 152L202 150H199ZM240 151H243V150H240ZM28 152H30V151H28ZM43 152H44V151H43ZM46 152H47L48 154H50V152H48V151H46ZM57 152H58V151H57ZM57 152H55L54 154H58ZM61 152H63V151H60V154H61ZM65 152H67V151H65ZM79 152H80V150H79ZM93 152H94V151H93ZM93 152H92V150H91V153H93ZM100 152H101V151H100ZM106 152H107V151H106ZM113 152H114V151H113ZM120 152H122V150H121ZM156 152H157V151H156ZM179 152H181V151H179ZM182 152H183V151H182ZM205 152H206V151H204V153H205ZM220 152H221V151H220ZM220 152H219V153H220ZM232 152H233V151H232ZM254 152H255V151H254ZM254 152H253V153H254ZM9 153H10V152H9ZM15 153H14V154H15ZM36 153H37V152H36ZM67 153H69V152H67ZM70 153H72V152H70ZM77 153H78V152H75L74 154H77ZM88 153H89V152H88ZM88 153H87V154H88ZM122 153H123V152H122ZM206 153H207V152H206ZM208 153H209V151H208ZM208 153H207V154H208ZM210 153H213V152L210 151ZM227 153H228V152H227ZM237 153H238V152H237ZM239 153H240V152H239ZM245 153H246V152H245ZM248 153H249V152H248ZM251 153H252V151H251ZM1 154H2V153H1ZM39 154H40V153H39ZM41 154H42V153H41ZM45 154H46V153H45ZM54 154H53V155H54ZM80 154H83V153H79V155H80ZM84 154H85V152H84ZM168 154H169V153H168ZM178 154H180V153H178ZM196 154H197V153H196ZM199 154H200V153H199ZM207 154H206V155H207ZM215 154H216V152H215ZM231 154H232V153H231ZM240 154H241V153H240ZM242 154H243V152H242ZM32 155H33V154H32ZM43 155H44V153L42 154V156H43ZM100 155H101V154H100ZM182 155H184V154H182ZM189 155H190V154H189ZM210 155H211V154H210ZM210 155H209V156L207 155V157H208L209 160H210V158H209ZM246 155H247V154H246ZM246 155H245V156H246ZM257 155H258V154H257ZM7 156H9V154H7V155L5 156V158H6ZM34 156H36V155H34ZM50 156H52V155L50 154ZM55 156H56V155H54L53 158H55ZM74 156H75V155H74ZM92 156H93V155H92ZM97 156H98V155H97ZM114 156H115V155H114ZM187 156H188V155H186V157H187ZM204 156H205V154H204ZM204 156H203V159H204ZM232 156H233V155H232ZM248 156H249V155H248ZM40 157H41V156H40ZM57 157H58V155H57ZM90 157H91V156H90ZM98 157L100 158V156H98ZM102 157H103V156H102ZM121 157H122V156H120V159H121ZM142 157H143V156H142ZM172 157H173V156H172ZM201 157H202V155H201ZM216 157H217V156H216ZM224 157H225V155H224ZM236 157H237V156H236ZM241 157H242V156H241ZM251 157H252V156H251ZM255 157H257V156L255 155ZM261 157H262V156H261ZM5 158L3 157V159H5ZM37 158H39V157H36V159H37ZM48 158H49V157H48ZM60 158H62V159L65 160L66 162H67V161H68V162H71L70 160L72 159L70 155H63V156H61ZM80 158H82V157H80ZM108 158H109V157H108ZM124 158H125V157H124ZM137 158H138V157H137ZM180 158H182V157H180ZM188 158H189V157H188ZM198 158H200V157H198ZM211 158H212V157H211ZM218 158H219V156H218ZM221 158H222V157H221ZM31 159H34V158L32 157ZM43 159H44V158H43ZM76 159H77V158L75 157V160H76ZM82 159H83V158H82ZM84 159H85V158H84ZM134 159H135V158H134ZM171 159H172V158H171ZM201 159H202V158H201ZM212 159H213V158H212ZM215 159H216V158H215ZM219 159H220V158H219ZM241 159H242V158H241ZM256 159H257V158H256ZM44 160H45V159H44ZM44 160H42V161H44ZM52 160H53V159H52ZM52 160H51V161H52ZM73 160H74V159H73ZM75 160H74V161H75ZM100 160H101V158H100ZM100 160H96V161H100ZM108 160L111 161V159H108ZM112 160H113V159H112ZM125 160H126V159H125ZM125 160H124V161H125ZM154 160H156V159H154ZM175 160H176V159H175ZM175 160H174V161H175ZM185 160H186V159H185ZM197 160H198V159H197ZM217 160H218V159H217ZM217 160H216V161H217ZM227 160H228V158H227ZM0 161H2V160H1V157H0ZM33 161H35V160H33ZM37 161H38V160H37ZM54 161H56V160L54 159ZM101 161H102V160H101ZM104 161H105V160H104ZM104 161H103V162H104ZM113 161H115V160H113ZM147 161H149V160H147ZM158 161H159V160H158ZM188 161H189V160H188ZM204 161H205V160H204ZM206 161H207V160H206ZM212 161H213V160H212ZM212 161H211V162H212ZM241 161H244V160H241ZM241 161H239V162L242 164ZM248 161H249V160H248ZM255 161H256V160H255ZM44 162H45V161H44ZM44 162H43V163H44ZM94 162H95V161H94ZM107 162H108V161H107ZM115 162H119V161L116 160ZM127 162H128V161H127ZM137 162H138V161H137ZM153 162H156V161H153ZM185 162H186V161H185ZM190 162H191V161H190ZM199 162H200V159H199ZM199 162H197V163H199ZM225 162H226V161H225ZM228 162H229V161H228ZM232 162H233V161H232ZM234 162H236V161L234 160ZM3 163H4V162H3ZM33 163H34V162H33ZM33 163H30V164L33 165ZM53 163H54V162H53ZM53 163H52V164H53ZM56 163H57V161H56ZM77 163H78V162H77ZM101 163H102V162H101ZM105 163H106V162H105ZM188 163H189V162H188ZM194 163H195V162H194ZM202 163H203V162L201 161V164H202ZM217 163H218V162H217ZM240 163H239V165H240ZM255 163H256V162H255ZM262 163H263V162H262ZM35 164H36V163H35ZM40 164H41V163H40ZM48 164H51V163H48ZM62 164H63V163H62ZM64 164H65V163H64ZM69 164H70V163H69ZM78 164H79V163H78ZM115 164H116V163H115ZM117 164H118V163H117ZM117 164H116V165H117ZM125 164H126V163H125ZM125 164H124V165H125ZM127 164H129V163H127ZM127 164H126V165H127ZM155 164H157V163H155ZM179 164H180V162H179ZM209 164L211 165V163H209ZM233 164H234V163H233ZM243 164H244V163H243ZM243 164H242V165H243ZM260 164H261V163H260ZM11 165H12V164H11ZM25 165H26V164H25ZM28 165H29V164H28ZM41 165H42V164H41ZM41 165H40L39 167L44 166V165H42V166H41ZM65 165H66V164H65ZM70 165H71V164H70ZM81 165H83V163H82ZM94 165H95V164H94ZM118 165L120 166V164H118ZM126 165H125V166H126ZM143 165H144V164H143ZM149 165L152 166L153 164H152V165L149 164ZM167 165H168V164H167ZM176 165L178 166V164H176ZM182 165H183V164H182ZM194 165H195V164H194ZM223 165H224V164H223ZM242 165H241V167H242ZM247 165H248V164H247ZM247 165H245V167H246ZM249 165H250V164H249ZM23 166H24V165H22V167H23ZM30 166H31V165H30ZM30 166H29V167H30ZM53 166H54V165H53ZM55 166H57V165H55ZM60 166H61V164H60ZM78 166H79V165H78ZM96 166H97V165H96ZM98 166H99V165H98ZM145 166L147 167V165H145ZM154 166H156V165H153L152 167H154ZM158 166H159V165H158ZM199 166H201V165H199ZM231 166H232V165H231ZM250 166H251V165H250ZM256 166H257V165H256ZM13 167H12V168H13ZM19 167H20V166H19ZM29 167H28V168H29ZM35 167H36V165H35ZM39 167H36V168H39ZM44 167H46V166H44ZM50 167H52V166L50 165ZM91 167H92V166H91ZM91 167H90V169H91ZM107 167H108V165H107ZM112 167H113V166H112ZM143 167H144V166H143ZM168 167H169V166H168ZM185 167H186V165H185ZM218 167H220V166H218ZM232 167H233V166H232ZM234 167H235V166H234ZM248 167H249V166H248ZM253 167H254V165L252 166V168H253ZM3 168H4V167H3ZM30 168H32V167H30ZM36 168H35V169H36ZM54 168H55V167H54ZM65 168H66V167H65ZM74 168H75V167H74ZM98 168H99V167H98ZM108 168H109V167H108ZM129 168H130V166H129ZM156 168H157V166H156ZM163 168H164V167H163ZM165 168H166V167H165ZM174 168H175V167H174ZM191 168H192V166H191ZM198 168H199V167H198ZM208 168H209V167H208ZM208 168H207V170H209ZM256 168H257V167H256ZM261 168H263V165H262ZM261 168H259V170H260ZM5 169H6V168H5ZM20 169H21V168H20ZM25 169H27V168H25ZM40 169H41V168H40ZM49 169H50V168H49ZM57 169L60 170V167L57 166ZM81 169H83V168H81ZM109 169H110V168H109ZM116 169H117V168H116ZM126 169H127V168H126ZM141 169H142V168H141ZM143 169H144V168H143ZM150 169H151V168H150ZM150 169H149V170H150ZM171 169H172V168H171ZM177 169H178V168H177ZM187 169L189 170V168H187ZM192 169H193V168H192ZM196 169H197V168H196ZM201 169H202V168H201ZM201 169H200V170H201ZM219 169H220V168H219ZM227 169H229V168H227ZM238 169H239V167H238ZM242 169H243V168H242ZM246 169H247V167H246ZM6 170H7V169H6ZM9 170H10V169H9ZM21 170H22V169H21ZM59 170H58V171H59ZM66 170H67V169H66ZM84 170H85V169H84ZM95 170H96V169H95ZM114 170H115V169H114ZM114 170H113V171L111 170V171L114 172ZM128 170H129V169H128ZM151 170H152V169H151ZM153 170H154V169H153ZM167 170H168V169H167ZM185 170H186V169H185ZM202 170H206V168H205V169H202ZM210 170H211V168H210ZM217 170H218V168H217ZM217 170H216V171H217ZM220 170H221V169H220ZM220 170H219V171H220ZM233 170H235V169H233ZM244 170H245V169H243V171H244ZM1 171H2V170H1ZM7 171H8V170H7ZM16 171H18V170L16 169L15 172H16ZM37 171H38V169H37ZM60 171H61V170H60ZM60 171H59V172H60ZM106 171H107V170H106ZM143 171H144V170H143ZM156 171H157V170H156ZM163 171H164V170H163ZM165 171H166V170H165ZM171 171H172V170H171ZM174 171H175V170H174ZM174 171H173V172H174ZM186 171H187V170H186ZM192 171H193V170H192ZM224 171H225V170H224ZM240 171H241V170H240ZM260 171H261V170H260ZM8 172H9V171H8ZM13 172H14V171H13ZM15 172H14V173H15ZM32 172H33V170H32ZM46 172H47V171H46ZM64 172H65V171H64ZM97 172H98V170H97ZM101 172L103 173V171H101ZM108 172H110V171L108 170ZM146 172H147V171H146ZM151 172H152V171H151ZM197 172H198V171H197ZM212 172H213V171H212ZM214 172H215V171H214ZM214 172H213V173H214ZM222 172H223V171H222ZM249 172H250V171H249ZM249 172H248V173H249ZM254 172H257V171L254 170ZM29 173H30V172H29ZM44 173H45V172H44ZM61 173H62V172H61ZM121 173H122V172H121ZM125 173H126V172H125ZM147 173H150V171L147 172ZM192 173H193V172H192ZM210 173H211V172H210ZM210 173H209V174H210ZM224 173H225V172H224ZM245 173H246V172H245ZM7 174H8V173H7ZM7 174L3 176V173H2V174L0 173V178H2V179L0 180L1 183L3 182V180H5V177L7 176ZM9 174H12V173H9ZM23 174H24V175H27L28 173L24 172ZM23 174H22V175H23ZM49 174H50V173H49ZM57 174H58V175H61L60 173H56V175H57ZM77 174H78V173H77ZM85 174H86V173H85ZM91 174H92V172H91ZM110 174H111V173H110ZM127 174H128V173H127ZM137 174H138V173H137ZM156 174H157V173H156ZM161 174H162V173H161ZM161 174H160V175H161ZM181 174H182V172H181ZM195 174H196V173H195ZM202 174H204V173H202ZM219 174H220V173H219ZM228 174H229V173H228ZM233 174H234V173H233ZM242 174H243V173H242ZM250 174H251V173H250ZM254 174H255V173H254ZM254 174H253V175H254ZM12 175H13V174H12ZM19 175H21V174H19ZM28 175H30V174H28ZM50 175H51V174H50ZM56 175H55V176H56ZM64 175H65V174H64ZM68 175H70V174H68ZM86 175H87V174H86ZM116 175H117V173H116ZM121 175H122V174H121ZM158 175H159V174H158ZM178 175H179V174H178ZM178 175H177V176H178ZM182 175H183V174H182ZM182 175H181V176H182ZM188 175H190V174H188ZM212 175H213V174H212ZM222 175H223V174H222ZM231 175H232V174H231ZM237 175H238V174H237ZM237 175H236V176H237ZM253 175H252V176H253ZM255 175H256V174H255ZM259 175H260V174H259ZM62 176H63V175H62ZM66 176H67V175H66ZM66 176H65V177H66ZM72 176H73V174H72ZM74 176H75V175H74ZM111 176H112V174H111ZM118 176H119V175H118ZM118 176H116V178H119ZM132 176H133V175H132ZM139 176H140V175H139ZM152 176H153V175H152ZM168 176H169V175H168ZM175 176H176V175H175ZM209 176H210V175H209ZM219 176H220V175H219ZM247 176H249V175H247ZM247 176L244 177V178H247ZM257 176H258V175H257ZM17 177H18V176H17ZM19 177H20V176H19ZM30 177L32 178V175H31ZM30 177H28V178H30ZM56 177H58V176H56ZM65 177H60V178H59V181H57V182L64 184V186H65L68 190H73L74 193H76L77 195H82V197H83V194H85V190H86V188L84 187V185H85V184H84V181H82V180L80 181L79 179H78L77 181H75V180H73V181H69V180L65 179ZM70 177H71V176H70ZM79 177L81 178V176H79ZM104 177H106V175H105ZM114 177H115V176H114ZM122 177H123V176H122ZM124 177H125V176H124ZM128 177H129V176H128ZM133 177H135V176H133ZM136 177H137V176H136ZM143 177H145V176H142V178H143ZM146 177H147V176H146ZM153 177H154V176H153ZM155 177H156V176H155ZM160 177H162V176H160ZM163 177H164V176H163ZM183 177H185V176H183ZM194 177H195V176H194ZM205 177H206V174H205ZM222 177H223V176H222ZM222 177H221V178H222ZM224 177L227 178L226 176H224ZM224 177H223V178H224ZM229 177H230V176H229ZM15 178H16V177H15ZM33 178H34V177H33ZM33 178H32V179H33ZM41 178H42V177H41ZM51 178H52V177H51ZM92 178H93V176H92ZM94 178H95V177H94ZM107 178H108V177H107ZM129 178H130V177H129ZM137 178H139V177H137ZM156 178L158 179V177H156ZM166 178H167V177H166ZM170 178L172 179L171 176H170ZM173 178H174V177H173ZM181 178H182V177H181ZM181 178H179V179H181ZM197 178H198V177H197ZM197 178H196V179H197ZM213 178H214V177H213ZM217 178H218V177H217ZM219 178H220V177H219ZM36 179H37V178H36ZM57 179H58V178H57ZM76 179H77V178H76ZM84 179H86V178H84ZM89 179H90V176L88 177V180H89ZM100 179H101V178H100ZM103 179H104V178H103ZM109 179H110V178H109ZM148 179H149V178H148ZM154 179H155V178H154ZM159 179H160V178H159ZM182 179H183V178H182ZM192 179H194V178L192 177ZM201 179L204 180L203 177H202ZM208 179H209V177H208ZM208 179H207V180H208ZM210 179H211V178H210ZM232 179H233V178H232ZM237 179H239V178H237ZM237 179H235V180H237ZM247 179H248V178H247ZM9 180H10V179H9ZM34 180H35V179H34ZM55 180H56V179H53V181H55ZM90 180H91V179H90ZM90 180H89V181H90ZM96 180H97V179H96ZM106 180H107V179H106ZM115 180H116V179H115ZM120 180H122V179H120ZM120 180H119V181H120ZM134 180H135V179H134ZM146 180H147V179H146ZM160 180H162V179H160ZM160 180H159V181H160ZM167 180H168V179H167ZM203 180H202V181H203ZM220 180H221V179H220ZM239 180H240V179H239ZM241 180H242V179H241ZM251 180H252V179H251ZM254 180H255V179H254ZM254 180H253V181H254ZM16 181H17V180H16ZM25 181H26V180H25ZM50 181H51V180H50ZM97 181H98V180H97ZM129 181H130V180H129ZM131 181H132V180H131ZM156 181H157V180H156ZM162 181H163V180H162ZM170 181H171V180H170ZM170 181H169V182H170ZM176 181H177V180H176ZM204 181H206V180H204ZM215 181H216V180H215ZM215 181H214V182H215ZM230 181H231V180H230ZM5 182H6V181H5ZM27 182H28V181H27ZM38 182L40 183L41 181H37V183H38ZM92 182H93V181H92ZM95 182H96V181H95ZM105 182H106V181H105ZM122 182L124 183L123 180H122ZM127 182H128V181H127ZM138 182H139V180H138ZM138 182H137V183H138ZM164 182H165V181H164ZM235 182H236V181H235ZM235 182H234V184H235ZM237 182H238V181H237ZM35 183H36V182H35ZM37 183H36V184H37ZM52 183H53V182H52ZM52 183H51V184H52ZM93 183H94V182H93ZM132 183H133V182H132ZM135 183H136V181H135ZM147 183H148V182H146V185H147ZM149 183H150V182H149ZM158 183H159V182H158ZM171 183H172V182H171ZM175 183H177V182H175ZM179 183H180V182H179ZM203 183H207V181H206V182H203ZM220 183H221V182H220ZM227 183H229V182H227ZM248 183H249V182H248ZM256 183H257V182H256ZM3 184H4V183H3ZM95 184H96V183H95ZM98 184H99V183H98ZM114 184H115V183H114ZM114 184H113V186H114ZM117 184H118V183H117ZM120 184H122V183H120ZM138 184H139V183H138ZM140 184H141V183H140ZM144 184H145V183H144ZM144 184H143V185H144ZM173 184H174V183H173ZM182 184H183V183H182ZM186 184H187V183H186ZM208 184H209V183H208ZM211 184H212V183H211ZM214 184H215V183H214ZM224 184H225V183H224ZM10 185H11V183H10ZM20 185H21V183H20ZM27 185H28V184H27ZM27 185H26V186H27ZM31 185H33V183H32ZM42 185H43V184H42ZM133 185H134V184H133ZM133 185H132V187H134ZM151 185H152V184H150V186H151ZM188 185H189V183H188ZM188 185H187V186H188ZM196 185H197V184H196ZM202 185H203V184H202ZM227 185H228V184H227ZM232 185H233V184H232ZM242 185H243V184H242ZM263 185H264V183H263ZM29 186H30V184L28 185V187H29ZM54 186H55V184H54ZM54 186H53V187H54ZM56 186H57V185H56ZM59 186H60V185H59ZM110 186H111V185H110ZM110 186H108V187H110ZM138 186H139V185H137V188H138ZM140 186H141V188H142V185H140ZM150 186H149V187H150ZM153 186H155V184H154ZM194 186H195V185H194ZM200 186H201V185H200ZM221 186H222V185H221ZM244 186H245V185H244ZM246 186H247V185H246ZM45 187H46V186H44V188H45ZM48 187H49V186H48ZM50 187H51V186H50ZM96 187H97V186H96ZM102 187H103V185H102ZM102 187H101V188H102ZM116 187H117V186H116ZM145 187H146V186H145ZM167 187H168V186H167ZM201 187H202V186H201ZM205 187H206V185H205ZM234 187H235V186H234ZM93 188H94V187H93ZM110 188H111V187H110ZM199 188H200V187H199ZM208 188H209V187H208ZM213 188H214V186H213ZM226 188H227V187H226ZM226 188L223 189V190H225V192L228 190V189L226 190ZM241 188H242V187H241ZM243 188H244V187H243ZM252 188H253V187H252ZM0 189H1V188H0ZM50 189H51V188H50ZM58 189H59V188H58ZM67 189H66V191H67ZM94 189H95V188H94ZM112 189H113V188H112ZM130 189H131V188H130ZM132 189H133V188H132ZM143 189H144V188H143ZM149 189H150V188H149ZM151 189H152V188H151ZM158 189H159V188H158ZM161 189H162V188H161ZM167 189H168V188H167ZM191 189H192V188H191ZM191 189H190V190H191ZM204 189H205V188H204ZM230 189H231V188H230ZM236 189H237V187H236ZM2 190H3V188H2ZM14 190H15V189H14ZM16 190H17V187H16ZM22 190H23V189H22ZM25 190H26V188H25ZM25 190H24V193H25ZM63 190H65V189H63ZM103 190H105V189H103ZM117 190L119 191V189L117 188V189H115V190H113V191H111V192H115V193H116V192H118ZM120 190H122V189H120ZM126 190H127V189H126ZM165 190H166V189H165ZM180 190H181V187H180ZM184 190H185V189H184ZM193 190H194V189H193ZM195 190H196V189H195ZM213 190H215V189H213ZM216 190H217V189H216ZM219 190H220V189H219ZM231 190H232V189H231ZM234 190H235V189L233 188L232 191L234 192ZM242 190H243V189H240V191H242ZM251 190H252V189H251ZM18 191H19V190H18ZM27 191H29V192H27L28 196H26V197L24 196L25 199H26V201H27V203H24V204H23L24 209H23L22 212H21V214L23 215V217L26 218L25 220H26V221H32V222H31V224H32V228H33L35 225H37L38 228H36V229L38 230L39 233L42 232V231H41V228H42V229H44V227H47V228H48V226H49V228L53 227L54 224H52L50 221H48L49 219L46 218V216L49 217V214H47V213H45V214H47V215L42 216L44 222H43L42 224H40V225L37 223V222H38V221H37V219H38V218H37V217H38L37 212L39 211V208H40L39 202H38V200L36 201V199H35V200H32L31 202L28 201V200L30 199L29 197H33V198H34V195L36 196V193H37V191H38V188L33 186V189H30V188H29ZM86 191H87V190H86ZM93 191H94V190H93ZM136 191H137V190H136ZM176 191H177V190H176ZM209 191H210V190H209ZM229 191H230V190H229ZM238 191H239V190H238ZM238 191H237V192H238ZM5 192H6V191H5ZM96 192H97V191H96ZM102 192H103V191H102ZM102 192H101V194H103L104 197H106L107 195L110 194V192H109V194H107V195L104 194L105 191H104V193H102ZM106 192H108V191H106ZM146 192H147V191H146ZM173 192H174V191H173ZM181 192H183V189L181 190ZM222 192H223V191H222ZM242 192H243V191H242ZM247 192H248V191H247ZM3 193H4V190H3ZM29 193H31V195H30ZM57 193H58V192H57ZM66 193H67V192H66ZM74 193H72V195H73ZM86 193H87V192H86ZM90 193H91V192H90ZM92 193H93V192H92ZM130 193H131V192H130ZM133 193H134V192H133ZM153 193H154V191H153ZM168 193H169V192H168ZM187 193H188V192H187ZM209 193H211V192H208V194H209ZM227 193H228V192H227ZM234 193H235V192H234ZM1 194H2V193H1ZM6 194H7V192H6ZM6 194H5V195H6ZM95 194H96V193H95ZM98 194H100L99 191H98ZM145 194H146V193H145ZM180 194L182 195V193H180ZM191 194H193V193H191ZM203 194H204V192H203ZM228 194H229V193H228ZM238 194H239V193H238ZM241 194H243V193H241ZM244 194H245V193H244ZM17 195H18V194H17ZM22 195H23V194H22ZM22 195L20 194V196H22ZM66 195H67V194H66ZM74 195H75V194H74ZM121 195H122V193H121ZM151 195H153V194H151ZM155 195H156V194H155ZM174 195H175V194H174ZM181 195H180V196H181ZM183 195H184V194H183ZM193 195H194V194H193ZM200 195H201V194H200ZM200 195H199V196H200ZM225 195H226V194H225ZM225 195H224V196H225ZM7 196H8V195H7ZM43 196H44V195H43ZM84 196H86V195H84ZM166 196H167V195H166ZM170 196H171V194H170ZM209 196H210V195H209ZM209 196H208V199H209ZM221 196H223V195H221ZM229 196H231V195H229ZM46 197H47V196H46ZM71 197H72V196H71ZM89 197H90V196H89ZM93 197H94V195L92 196V198H93ZM96 197H97V195H96L95 198H93V199L96 200V199H97ZM100 197H101V195H100ZM110 197H111V195H110ZM110 197H108L109 199H107V201H111V200H113L115 196L113 197V199H110ZM116 197H117V196H116ZM122 197H123V196H122ZM133 197H134V196H133ZM133 197H132V198H133ZM144 197H145V196H144ZM150 197H151V196H150ZM150 197H149V198H150ZM152 197L154 198V195H153ZM159 197H161V196H159ZM163 197H164V195H163L161 198H163ZM173 197H174V196H173ZM201 197H202V196H201ZM203 197H204V196H203ZM231 197H232V196H231ZM231 197H230V198H231ZM244 197H245V196H244ZM244 197H243V198H244ZM0 198H1V196H0ZM5 198H6V197H5ZM27 198H29V199L27 200ZM85 198H86V197H85ZM92 198H90V199H92ZM130 198H131V197H130ZM146 198H147V197H146ZM169 198H170V197H169ZM169 198H168V199H169ZM175 198H176V197H175ZM210 198H211V197H210ZM215 198H216V197H215ZM218 198H219V197H218ZM249 198H250V197H249ZM8 199H9V198H8ZM17 199H18V198H17ZM19 199H21V197H19ZM22 199H24V198H22ZM22 199H21V200H22ZM79 199H80V198H79ZM93 199H92V200H93ZM133 199H134V198H133ZM142 199H143V198H142ZM157 199H158V198H157ZM163 199H164V198H163ZM163 199H162V200H163ZM198 199H199V198H198ZM227 199H228V198H227ZM234 199H235V197H234ZM41 200H42V199H41ZM43 200H44V199H43ZM74 200H75V199H74ZM103 200H104V199H103ZM134 200H135V199H134ZM134 200H133V202H134ZM143 200H144V199H143ZM146 200H147V199H146ZM151 200H152V199H151ZM177 200H178V199H177ZM193 200H194V198H193ZM203 200H204V199H203ZM210 200H211V199H210ZM228 200H230V199H228ZM243 200H244V199H243ZM62 201H63V200H62ZM66 201H67V200H66ZM69 201H70V200H69ZM83 201H84V200H83ZM104 201H106V200H104ZM114 201H116V200H114ZM114 201H113V202H114ZM131 201H132V200H131ZM168 201H169V200H168ZM181 201H182V200H181ZM232 201H233V200H232ZM10 202H11V201H10ZM54 202H55V201H54ZM54 202H53V203H54ZM80 202H81V201H80ZM80 202H79V203H80ZM94 202H95V201H94ZM97 202H98V201H97ZM116 202H117V201H116ZM129 202H130V201H129ZM140 202H141V201H140ZM164 202H165V201H164ZM185 202H188V201H185ZM191 202H194V201H191ZM191 202H190V203H191ZM226 202H227V201H226ZM245 202H246V201H245ZM251 202H252V201H251ZM263 202H264V201H263ZM263 202H261V203H263ZM51 203H52V202H51ZM58 203H59V202H58ZM73 203H74V202H73ZM77 203H78V202H77ZM89 203H91L90 200H89ZM100 203H101L100 205H102L103 201H102V202L100 201ZM119 203H120V202H119ZM121 203H122V202H121ZM123 203H124V202H123ZM144 203H145V202H144ZM200 203H201V202H200ZM215 203H216V202H215ZM222 203H223V200H222ZM229 203H230V202H229ZM233 203H234V202H233ZM249 203H250V202H249ZM0 204H1V203H0ZM42 204H43V203H42ZM67 204H68V203H67ZM69 204H71V203H69ZM75 204H76V203H75ZM91 204H93V202H92ZM129 204H130V203H129ZM141 204H142V203H141ZM148 204H150V203H148ZM148 204H147V205H148ZM177 204H179V203H177ZM180 204H183V203H180ZM180 204H179V205H180ZM202 204H203V203H202ZM205 204H206V203H205ZM226 204H227V203H226ZM240 204L243 206L242 202H241ZM250 204H251V203H250ZM46 205H47V204H46ZM61 205H62V204H61ZM63 205H64V203H63ZM86 205H88V204H86ZM86 205H85V206H86ZM89 205H90V204H89ZM126 205H127V204H126ZM145 205H146V204H145ZM156 205H157V204H156ZM169 205H170V203H169ZM179 205H178V207H179ZM206 205H207V204H206ZM228 205H229V204H228ZM231 205H232V204H231ZM231 205H230V207H231ZM68 206H69V205H68ZM93 206H94V205H93ZM161 206H162V205H161ZM180 206H182V205H180ZM188 206H189V205H188ZM192 206H193V205H191V207H192ZM238 206H239V204H238ZM0 207H1V206H0ZM20 207H21V206H20ZM41 207H42V206H41ZM87 207H88V206H87ZM98 207H99V206H98ZM147 207L150 208V205L147 206ZM206 207H208V206H206ZM222 207H223V206H222ZM226 207H227V206H226ZM240 207H241V206H240ZM245 207H246V206H245ZM253 207H254V206H253ZM45 208H46V207H45ZM50 208H51V207H50ZM70 208H71V206H70ZM72 208H73V207H72ZM82 208H83V207H82ZM99 208H102V207L100 206ZM103 208H104V207H103ZM109 208H110V207H109ZM111 208H112V206H111ZM133 208H134V207H133ZM139 208H140V207H139ZM156 208H157V207H155V209H156ZM185 208H186V206H185ZM197 208H198V207H197ZM199 208H201V207L199 206ZM238 208H239V207H238ZM17 209H18V208H17ZM31 209H34L35 211H31ZM84 209H85V208H84ZM91 209H92V206H91ZM91 209H89V210L91 211ZM95 209H96V207H95ZM106 209H108V208H106ZM117 209H118V208H117ZM124 209H127V208H124ZM124 209H123V210H124ZM135 209H136V208H135ZM177 209H178V208H177ZM218 209H219V208H218ZM225 209H226V208H225ZM228 209H229V208H228ZM239 209H240V208H239ZM241 209H242V208H241ZM241 209H240V210H241ZM249 209H250V207H249ZM249 209H248V210H249ZM8 210H9V209H8ZM42 210H43V209H42ZM47 210H48V209H47ZM60 210H61V208H60ZM65 210H66V208H65ZM68 210H69V208H68ZM68 210H67V211H68ZM79 210H81V209H79ZM102 210H103V209H102ZM109 210H111V209H109ZM114 210H115V209H114ZM150 210H151V209H150ZM160 210H161V209H160ZM163 210H164V209H163ZM185 210H186V209H185ZM190 210H191V209H190ZM190 210H189V211H190ZM198 210H199V209H198ZM201 210H202V209H201ZM242 210H243V209H242ZM253 210H254V208H253ZM263 210H264V208H263ZM52 211H54V210H51V209L49 210L50 214H53ZM63 211H64V210H63ZM67 211H66V212H67ZM81 211H82V210H81ZM100 211H101V210H100ZM116 211H117V210H116ZM131 211H132V210H131ZM146 211H147V210H146ZM146 211H144V212H146ZM154 211H155V210H154ZM215 211H216V210H215ZM226 211H227V210H226ZM229 211H230V210H229ZM95 212H96V211H95ZM102 212H103V211H101V213H102ZM109 212H110V211H109ZM111 212H113V211H111ZM118 212H119V211H118ZM132 212H133V211H132ZM185 212H186V211H185ZM185 212L181 213V212L179 211V213H181V214H184ZM187 212H188V209H187ZM187 212H186V213H187ZM192 212H194V211H192ZM213 212H214V211H213ZM227 212H228V211H227ZM257 212H258V211H257ZM71 213H72V212H71ZM98 213H99V212H98ZM116 213H117V212H116ZM133 213H134V212H133ZM148 213H149V211H148ZM148 213H147V214H148ZM151 213H152V212H151ZM179 213H178V214H179ZM189 213H191V212H189ZM215 213H216V212H215ZM240 213H241V211H240ZM12 214H13V213H12ZM21 214H20V215H21ZM35 214H36V216H35ZM41 214H42V213H41ZM62 214H64V213L62 212ZM79 214H80V211H79ZM121 214H122V213H121ZM125 214H127V213H125ZM141 214H142V213H141ZM153 214H154V213H153ZM164 214H165V213H164ZM168 214H169V212H168ZM171 214H172V213H171ZM176 214H177V213H176ZM192 214H193V213H192ZM192 214H191V215H192ZM194 214H195V213H194ZM221 214H222V213H221ZM258 214H259V213H258ZM262 214H263V213H262ZM68 215H69V214H68ZM70 215H71V214H70ZM118 215H119V213H118ZM135 215H136V213L133 214V216H135ZM159 215H160V213H159ZM166 215H167V214H166ZM188 215H189V214H188ZM206 215H208V214L206 213ZM15 216H16V215H15ZM122 216H123V215H122ZM139 216H141V215H139ZM143 216H144V215H143ZM143 216H142V217H143ZM150 216H151V214H150ZM183 216H185V215H183ZM193 216H194V215H193ZM200 216H202V215H200ZM203 216H204V215H203ZM7 217H8V216H7ZM54 217H55V216H54ZM61 217H62V216H61ZM87 217H88V216H87ZM96 217H97V216H96ZM102 217H103V216H102ZM114 217H115V216H114ZM118 217H119V216H118ZM118 217H117V218H118ZM137 217H138V215H137ZM142 217H139V218H142ZM153 217H154V216H153ZM180 217H182V215H180ZM185 217H186V216H185ZM210 217H211V216H210ZM257 217H259V216H257ZM261 217H262V216H261ZM5 218H6V217H5ZM19 218H22V217H19ZM57 218H58V217H57ZM68 218H70V216H69ZM99 218H100V217H99ZM105 218H106V217H105ZM151 218H152V217H150V220H152ZM183 218H184V217H183ZM186 218H188V217H186ZM196 218H197V217H196ZM200 218H201V217H200ZM202 218H203V217H202ZM229 218H230V217H229ZM9 219H10V218H9ZM54 219H55V218H54ZM70 219H71V218H70ZM77 219H78V218H77ZM128 219H129V218H128ZM155 219H159V218H155ZM167 219H168V218H167ZM180 219H181V218H180ZM188 219H190V218H188ZM194 219H195V218H194ZM206 219H207V218H206ZM206 219H205V220H206ZM78 220H79V219H78ZM85 220H86V219H85ZM99 220H100V219H99ZM116 220H117V219H116ZM118 220H119V219H118ZM123 220H124V219H123ZM135 220H137V219H135ZM145 220H146V219H145ZM160 220H161V219H160ZM175 220H176V219H175ZM207 220H208V219H207ZM207 220H206V221H207ZM262 220H263V219H262ZM20 221H23V220L20 219ZM63 221H66L68 224H70V220L68 221L67 218L64 219V220H58L57 223L60 224V223H63ZM79 221H80V220H79ZM79 221H78V222H79ZM83 221H84V220H83ZM83 221H82V222H83ZM112 221H113V220H112ZM125 221H126V220H125ZM164 221H165V220H164ZM164 221H162V222H164ZM183 221H184V219H183ZM192 221H193V220H192ZM199 221H200V220H199ZM40 222H41V221H40ZM74 222H75V221H74ZM152 222H153V221H152ZM158 222H159V220H158ZM158 222H157V223H158ZM165 222H166V221H165ZM187 222H188V221H187ZM189 222H190V221H189ZM203 222H204V221H203ZM213 222H214V221H213ZM215 222H216V221H215ZM26 223H27V222H26ZM57 223H55V225H56ZM84 223H86V222L84 221ZM116 223H117V222H116ZM126 223H127V222H126ZM143 223H144V221H143ZM182 223H184V222H182ZM206 223H207V222H206ZM1 224H2V223H1ZM71 224H72V223H71ZM101 224H102V223H101ZM117 224H118V223H117ZM154 224H155V223H154ZM168 224H169V223H168ZM203 224H204V223H203ZM207 224H208V223H207ZM216 224H217V223H216ZM254 224H255V223H254ZM27 225H29V224H27ZM75 225H76V224H75ZM79 225H80V224H79ZM86 225H87V224H86ZM97 225H98V224H97ZM142 225H143V224H142ZM150 225H151V224H150ZM159 225H160V224H159ZM179 225H180V224H179ZM181 225H182V224H181ZM187 225H189V224H187ZM197 225H198V224H197ZM217 225H218V224H217ZM25 226H26V225H25ZM40 226H41V227H40ZM59 226H60V225H59ZM80 226H81V225H80ZM105 226H108V225H105ZM112 226H113V225H112ZM130 226H131V225H130ZM133 226H134V225H133ZM151 226H152V225H151ZM162 226H165V225H163V223H162ZM170 226H171V225H170ZM175 226H176V225H175ZM182 226H183V225H182ZM200 226H202V225H200ZM65 227H66V226H65ZM99 227H100V226H99ZM143 227H144V226H143ZM147 227H148V226H147ZM154 227H155V226H154ZM156 227H157V226H156ZM176 227H177V229H179L178 226H176ZM184 227H185V226H184ZM194 227H195V226H194ZM214 227H215V226H214ZM251 227H252V226H251ZM259 227H260V226H259ZM87 228H88V227H87ZM94 228H95V227H94ZM103 228H104V227H103ZM132 228H133V227H132ZM145 228H146V227H145ZM206 228H207V226H206ZM208 228H209V227H208ZM217 228H218V226H217ZM247 228H248V227H247ZM52 229H53V228H52ZM66 229H67V228H66ZM96 229H97V228H96ZM121 229H122V228H121ZM125 229H130V228H125ZM138 229H139V228H138ZM156 229H157V228H156ZM187 229H189V227H188ZM222 229H223V228H222ZM241 229H242V228H241ZM241 229H240V230H241ZM49 230H51V229H49ZM88 230H90V229H88ZM116 230H117V229H116ZM116 230H115V231H116ZM142 230H143V229H142ZM142 230H141V231H142ZM161 230H162V229H161ZM185 230H186V229H185ZM244 230H245V229H244ZM262 230H263V229H262ZM262 230H261V231H262ZM52 231H53V230H52ZM52 231H51V232H52ZM65 231H67V230H65ZM74 231H75V230L73 229V232H74ZM99 231H100V230H99ZM110 231H111V230H110ZM110 231H109V232H110ZM124 231H125V230H124ZM139 231H140V229H139ZM158 231H159V230H158ZM158 231H157V232H158ZM218 231H219V230H218ZM246 231H247V230H246ZM256 231H257V230H256ZM33 232H34V231H33ZM73 232H72V233H73ZM87 232H88V231H87ZM145 232H146V231H145ZM159 232H160V231H159ZM173 232H174V231H173ZM177 232H178V230H177ZM221 232H222V231H221ZM44 233H45V232H44ZM46 233H48V232H46ZM53 233H55V232H53ZM53 233H51V235H52ZM92 233H93V232H92ZM139 233H140V232H139ZM143 233H144V232H143ZM147 233H148V232H147ZM149 233H150V232H149ZM170 233H171V232H170ZM181 233H183V232H181ZM213 233H214V232H213ZM12 234H13V233H12ZM24 234H25V233H24ZM55 234H56V233H55ZM65 234H66V233H65ZM68 234H69V233H68ZM68 234H67V236H68ZM88 234H89V233H88ZM99 234H101V233H99ZM141 234H142V233H141ZM160 234H161V233H160ZM164 234H165V233H164ZM178 234H179V233H178ZM185 234H186V233H185ZM223 234H224V233H223ZM261 234H262V233H261ZM36 235H37V234H36ZM42 235H43V234H42ZM53 235H54V234H53ZM53 235H52V236H53ZM56 235H58V234H56ZM76 235H77V232H76ZM82 235H83V234H82ZM93 235H94V234H93ZM122 235H123V234H122ZM162 235H163V234H162ZM214 235H215V233H214ZM216 235H217V234H216ZM216 235H215V236H216ZM25 236H26V235H25ZM34 236H35V235H34ZM62 236H63V235H62ZM78 236H79V234H78ZM90 236H92V235H90ZM117 236H118V235H117ZM124 236H125V234H124ZM140 236H141V235H140ZM146 236H147V234H146ZM151 236H152V235H151ZM177 236H178V235H177ZM177 236H175V237H177ZM179 236L182 237L183 235H179ZM221 236H222V234H221ZM221 236H220V238H221ZM253 236H254V235H253ZM48 237H50V236H44V239H45V238L47 239ZM121 237H122V236H121ZM149 237H150V235H149ZM242 237H243V235H242ZM9 238H10V237H9ZM25 238H26V237H25ZM42 238H43V237H42ZM68 238H69V237H68ZM84 238H85V237H84ZM135 238H137V236H136ZM178 238H179V237H178ZM182 238H183V237H182ZM213 238H214V239H213V241H214V240H217V239H215V238H218V237H213ZM34 239H35V238H34ZM77 239H78V238H77ZM155 239H156V238H155ZM155 239H154V240H155ZM189 239H190V238H189ZM201 239H202V238H201ZM207 239H208V238H207ZM224 239H225V238H224ZM79 240H82V239L79 238ZM79 240H78V241H79ZM169 240H170V239H169ZM178 240H179V239H178ZM178 240H177V241H178ZM190 240H191V239H190ZM203 240H204V239H203ZM210 240H212V239L210 238ZM226 240H227V239H226ZM239 240H240V239H239ZM7 241H8V240H7ZM9 241H10V239H9ZM35 241L37 242V240H35ZM53 241H54V240H53ZM58 241H59V240H58ZM63 241H64V240H63ZM156 241H158V240H156ZM164 241H165V239H164ZM166 241H167V240H166ZM170 241H171V240H170ZM172 241H173V240H172ZM177 241H175V242L177 243ZM204 241H205V240H204ZM204 241H203V242H204ZM229 241H230V240H229ZM241 241H242V240H241ZM81 242H83V240H82ZM84 242H85V241H84ZM112 242H114V241H112ZM112 242H111V243H112ZM141 242H142V241H141ZM159 242H160V241H159ZM190 242H191V241H190ZM199 242H200V240H199ZM203 242H202V243H203ZM39 243H40V241H39ZM62 243H63V242H62ZM126 243H127V242H126ZM183 243H184V241H183ZM197 243H198V242H197ZM200 243H201V242H200ZM209 243H210V241H209ZM239 243H241V242L239 241ZM243 243H244V241H243ZM248 243H249V242H248ZM248 243H247V244H248ZM34 244H35V242H34ZM58 244H59V243H58ZM70 244H71V243H70ZM114 244H115V243H114ZM120 244H121V243H120ZM139 244H140V243H139ZM160 244H161V243H160ZM162 244H164V243H162ZM162 244H161V246H162ZM184 244H185V243H184ZM195 244H196V243H195ZM207 244H208V243H207ZM210 244H211V243H210ZM210 244H209V245H210ZM217 244H218V243H217ZM39 245H40V244H39ZM62 245H63V244H62ZM64 245H65V243H64ZM112 245H113V244H112ZM168 245H169V244H168ZM168 245H167V246H168ZM176 245H177V244H176ZM179 245H180V244H179ZM209 245H208V247H209ZM1 246H2V242H1ZM1 246H0V247H1ZM56 246H57V245H56ZM103 246H104V245H103ZM106 246H108V245H106ZM113 246H114V245H113ZM123 246H124V245H123ZM125 246H126V245H125ZM144 246H145V245H144ZM161 246H160V247H161ZM184 246H185V245H184ZM191 246H192V245H191ZM215 246H217V245L215 244ZM221 246H222V245H221ZM229 246H230V245H229ZM232 246H233V245H232ZM232 246H231V247H232ZM235 246H236V245H235ZM252 246H253V245H252ZM252 246H251V247H252ZM33 247H34V246H33ZM45 247H46V246H45ZM101 247H102V245H101ZM127 247H128V245H127ZM136 247H137V246H136ZM138 247H139V246H138ZM146 247H147V246H146ZM160 247H159V248H160ZM162 247H163V246H162ZM170 247H171V246H170ZM203 247H204V245H203ZM212 247H213V246H212ZM222 247H224V246H222ZM227 247H228V246H227ZM254 247H255V246H254ZM258 247H259V246H258ZM1 248H2V247H1ZM119 248L121 249V246H120ZM129 248H130V247H129ZM140 248H141V247H140ZM152 248L155 249L156 247H152ZM188 248H189V247H188ZM210 248H211V247H209V250H210V252H211V249H210ZM233 248H234V247H233ZM249 248H250V247H249ZM260 248H261V247H260ZM111 249H112V247H111ZM120 249H119V251H120ZM122 249H123V248H122ZM134 249H136V248H134ZM134 249H133V251H134ZM167 249H168V248H167ZM186 249H187V248H186ZM201 249H202V248H201ZM212 249H214V248H212ZM222 249H223V248H222ZM250 249H251V248H250ZM44 250H45V249H44ZM116 250H117V249H116ZM140 250H141V249H140ZM142 250H144V249H142ZM168 250H169V249H168ZM189 250H190V248H189ZM203 250H204V249H203ZM205 250H206V249H205ZM229 250H230V249H229ZM229 250H228V251H229ZM252 250H253V249H252ZM2 251H3V250H2ZM145 251H146V250H145ZM182 251H184V250H182ZM195 251H197V250H195ZM254 251H255V250H254ZM141 252H142V251H141ZM216 252H217V251H216ZM218 252H219V250H218ZM248 252H249V251H248ZM255 252H256V251H255ZM263 252H264V251H263ZM1 253H2V252H1ZM1 253H0V254H1ZM45 253H46V252H45ZM93 253H95V252H93ZM125 253H126V251H125ZM165 253H166V252H165ZM174 253H175V252H174ZM179 253H180V252H179ZM184 253H185V252H184ZM189 253H190V252H189ZM222 253H223V252H222ZM37 254H38V253H37ZM49 254H50V253H49ZM109 254H110V253H109ZM118 254H119V253H118ZM136 254H137V253H136ZM140 254H141V253H140ZM140 254H139V256H140ZM144 254H145V253H144ZM150 254H151V253H150ZM154 254H155V253H154ZM158 254H159V253H158ZM175 254H176V253H175ZM194 254H195V253H194ZM230 254H231V253H230ZM230 254H229V255H230ZM251 254H253V253H251ZM254 254H255V253H254ZM39 255H40V254H39ZM55 255H56V254H55ZM57 255H58V254H57ZM94 255H95V254H94ZM151 255H152V254H151ZM155 255H156V254H155ZM155 255H153V257H154ZM164 255H165V254H164ZM206 255H207V254H206ZM208 255H209V254H208ZM215 255H216V254H215ZM220 255H221V254H220ZM220 255H219V256H220ZM222 255H223V254H222ZM226 255H227V253H226ZM37 256H38V255H37ZM37 256H36V257H37ZM41 256H42V255H40V257H41ZM47 256H49V255H47ZM92 256H93V255H92ZM95 256H96V255H95ZM113 256H114V255H113ZM119 256H120V254H119ZM137 256H138V255H137ZM139 256H138V257H139ZM177 256H178V255H177ZM219 256H218V257H219ZM224 256H225V255H223L222 257H224ZM253 256H254V255H253ZM262 256H263V254H262ZM0 257H2V256H0ZM34 257H35V256H34ZM38 257H39V256H38ZM42 257H43V256H42ZM58 257H59V255H58ZM109 257H110V256H109ZM161 257H162V256H161ZM180 257H181V256H180ZM209 257H210V255H209ZM212 257H214V256H211L210 259H212ZM218 257H216L215 259H217ZM228 257H229V256H228ZM239 257H240V256H239ZM51 258H52V257H51ZM96 258H97V256H96ZM112 258H113V257H112ZM158 258H159V257H158ZM163 258H164V257H163ZM170 258H171V257H170ZM184 258H185V257H184ZM242 258H244L243 255H242ZM255 258H256V256H255ZM52 259H53V258H52ZM58 259H59V258H58ZM109 259H111V258H109ZM117 259H118V258H117ZM122 259H123V258H122ZM133 259H134V258H133ZM135 259H136V258H135ZM138 259H139V258H138ZM145 259H146V258H145ZM148 259H149V258H148ZM185 259H186V258H185ZM188 259H189V258H188ZM203 259H204V258H203ZM207 259H208V257H207ZM222 259H224V258H222ZM225 259H226V258H225ZM239 259H241V258H239ZM246 259H247V258H246ZM253 259H254V258H253ZM68 260H69V259H68ZM90 260H91V259H90ZM90 260H89V261H90ZM96 260H97V259H96ZM96 260H95V261H96ZM115 260H116V258H115ZM141 260H142V259H141ZM149 260H151V259H149ZM156 260H157V258H156ZM196 260H197V259H196ZM208 260H209V259H208ZM227 260H228V259H226V261H227ZM235 260H236V259H235ZM249 260H251V259L249 258ZM106 261H107V260H106ZM111 261H113V259H111ZM118 261H119V260H118ZM144 261H145V260H144ZM153 261H154V260H153ZM157 261H158V260H157ZM162 261H164V260H162ZM168 261H169V260H168ZM168 261H167V262H168ZM183 261H184V260H183ZM185 261H186V260H185ZM187 261H188V260H187ZM224 261H225V260H224ZM224 261H223V262H224ZM239 261H240V260H239ZM239 261H238V263H239ZM242 261H244V260H242ZM0 262H1V261H0ZM38 262H39V261H38ZM65 262H66V261H65ZM67 262H68V261H67ZM74 262H75V261H74ZM90 262H91V261H90ZM114 262H115V261H114ZM114 262H113V263H114ZM120 262H121V261H120ZM154 262H155V261H154ZM158 262H159V261H158ZM160 262H161V261H160ZM165 262H166V261H165ZM165 262H164V263H165ZM211 262H212V261H211ZM217 262H218V259H217ZM223 262H221V264H222ZM249 262H250V261H249ZM52 263H53V262H52ZM55 263H56V262H55ZM76 263H77V262H76ZM137 263H138V262H137ZM168 263H169V262H168ZM192 263H193V262H192ZM195 263H196V262H195ZM242 263H244V262H242ZM5 264H6V263H5ZM135 264H136V263H135ZM145 264H146V262H145ZM160 264H162V263H160ZM178 264H180V263H178ZM184 264H185V263H184ZM204 264H206V263H204ZM207 264H208V263H207ZM223 264H224V263H223ZM225 264H227V263H225ZM249 264H250V263H249ZM252 264H253V263H252Z\"/></svg>",
    "mask_w": 264,
    "mask_h": 264
}]
</instances>
